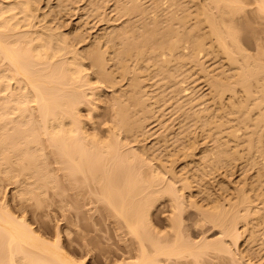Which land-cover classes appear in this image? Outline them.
<instances>
[{
    "label": "bare ground",
    "instance_id": "obj_1",
    "mask_svg": "<svg viewBox=\"0 0 264 264\" xmlns=\"http://www.w3.org/2000/svg\"><path fill=\"white\" fill-rule=\"evenodd\" d=\"M24 1L25 0H22V2H21V0H20V2H19V0H17V1H15V0L14 1L13 0H0V172L1 173L6 172L5 175H9L10 173H7V172H9V171L11 172L13 170V173H14L15 171L18 170V168L16 166H19L20 170L18 172L20 173V171H21V173L24 172V174H25L23 176L22 175L23 173L22 174L20 173V175L23 177V179L26 176L24 181L21 180L22 177L19 178L20 181H22L21 183L25 182V185L24 184H22V185H24L25 188H26L25 189L24 186L23 187L21 186V189L22 188L23 189L19 190V192L20 191L21 192L20 193L18 192V194H16L19 197V198L16 197L17 199H19V201H18L19 207L15 208V207H11L10 206L11 207L10 208V207L7 206V204H5V203L1 204L0 203V264H89L91 262L90 261L91 258L96 256V255L93 254V251H92L94 249L88 247L89 241L87 240V241L83 242V239L85 237L84 238L82 237L83 238L82 239L83 243L80 242V245H81L80 247L79 246L77 247L75 244L73 245L74 247H72V246L70 247V245L67 246V244L65 243V240L62 239V235H61V231L60 230H58L56 232V238L52 239V235L53 234L50 233L47 230L48 228L47 229L46 228L41 229V228L38 227V229H36L35 227H32L31 224H29V222L27 220L28 218H26L27 214H23L22 217H20L21 215L19 214L20 215L19 216L16 213V212H19V211L21 212L22 209H24V211L27 210L28 207L25 209L26 206L21 201V200H23L25 195L27 196L28 193H30V194L33 193V195H31V196L35 195V196H37L38 199H40V197H38V196L42 195V193L44 194V192L47 189L45 186H48V183L44 182L46 180V178H44V177H47L45 175L47 171L44 172L45 171L44 169H45L46 166L43 167V163H41L42 162L41 161V159H42V157H41L42 153L41 152H43L42 150H44V149H42V147L45 146V149H46L47 148L46 147L47 143L53 149L52 150L51 147H50V149H51L50 151H53L55 153V154L54 153L53 154L57 155L56 157L58 158L60 163H62V164H60V163L59 164L61 166L63 165L62 167L64 168V171L67 172V174L72 178V181L74 183L78 182L81 179H83L84 183L88 182L87 180L88 179L90 180V177L95 182L98 183L99 186L96 185V189L98 190L97 187H99V190L97 191L94 188L96 190V191H94L95 195L96 196H97V194L99 195L98 196V200L102 199L101 200L102 202L104 200V204L105 205H106V202H107L108 205H106V206H109V209L112 208L114 210V211L110 210V212H112L113 214L116 213L119 216V218L121 216L120 219L121 220L124 219L126 224L124 222L123 223L126 225V227H128V230L133 234V236L135 235V240L137 238L136 242H138V244H139V246H138L139 249L137 250V251H139L138 252L139 255L138 254L136 255V253H135V256L137 258H135L133 260L130 259L129 261H127L128 258L125 257L126 260L124 258V262L121 261V262H119V264H182L183 263L182 260H184V258H185L184 261H185V264H186V263H189V261H186V259H188L189 256H193L194 257V258H189L190 262L193 259H197L198 260L197 263L194 262V264L195 263L198 264L200 256L202 257V255L203 256H204V254L206 255V253H208L209 250H210L209 251L210 253H212V251H213V254L215 255L214 258H217V257L219 258V256L222 253H224V252L225 253H224L223 257L225 258L227 256L225 254L228 253V255L229 254L233 255L234 251L237 252L236 249H240L241 250L240 246L242 244L239 245V246L237 244L240 241L242 243V240H240V238H242V236H244L246 229L248 231L250 229V231H251V230L255 229V226H257V229H259L260 228L259 226L264 224V196H263L264 195V192H263L264 191V184L262 183V182H264V166L262 167L263 164L260 163V165L262 164L260 166L259 162H256L257 163L256 164L255 161L254 162L252 161L254 164L251 163V166L252 165H255V166L259 165L260 168H261V169L258 168L259 166L256 167V168H258L260 170L257 169L258 172L256 170V172H257L256 174L258 175V178L255 175L257 179H255V178L254 179H255V182H258L256 184H259V186H260V183H261V184H263V187L260 188L262 185L259 187L257 185L255 186V184L253 185V183L251 185L252 189H253L254 186L257 188V190H255L256 188L254 189L255 193L253 191V195L255 194V196H257L258 198L255 197V196L252 197V195H251L252 194L251 193L252 190H250V192H249V189H251V188H249V186H248L249 189H247V188L242 189L241 188V187H243V185H244V187H246L247 185L251 184L252 181H250V179L247 176V178L249 179L250 182H249V184L247 183V185L245 186V182L246 181L244 180V178L248 174H244L245 177L242 179V180H244V183L240 182V183H243V185L242 184H239V185L237 184V186H236V187L241 186L240 187L241 189L238 188L239 189V191H238V189L236 188L237 190L234 191V192H237V191L239 192L238 193L239 195H237V193H234L235 196H236L235 199H236L237 202L235 201L236 203H234V202L231 201L233 204H231L229 206H228V204L225 203L227 205L226 207H230L231 206L229 209L223 207V206H225L224 204H223V206L221 208V205L217 204V202H220V199H219V201L215 202L214 200H216L217 196L215 197L213 194L212 195L215 197V199H213V201L215 203L212 201L213 196H211V192H210L211 189L209 190L210 196L209 195L205 196L203 194L204 197H207V196L209 198L212 197V198H210L212 202L207 200V203L208 202L212 203V205L216 204V205L212 206L215 209L212 208L213 210H211V208L208 207L210 204H206L205 203L206 206L208 205L207 207L210 210L209 213L211 212L212 214L213 213L214 214L213 215H210V214L209 215L208 214L205 215L204 214V215L206 216V218L209 217V219L211 221L213 220L212 222L215 223L214 224L215 226L217 225L218 228L220 227L219 229H220L222 234H221V238H219V241H217V239L213 240L214 242L212 240H210V241L207 240L206 241V238H205L204 242L201 241L202 243L200 242V244L197 242L199 244V246L198 245L196 246V244H197L196 242L193 244L192 242H188L187 240H184L182 238V234L180 233L181 232L180 231V227H181V221H182V219L180 220V217H182V216L181 215L178 216L177 214H175V212H176L175 210H176V208H178L179 205L175 206L174 205L175 203H173L175 201L174 198H177L176 200H179V199H181V196H183V195L182 194H178V192H176L179 188L176 186L178 189L177 188H176L177 190L175 189V184L176 183H174L173 180H172V182H169V183H171L170 185H168L169 183L166 184V181H165V184H164L165 187L161 186V185H163L162 181H164L165 179L164 180L160 179L161 178L160 176H163V175H162V172L160 173L161 170H159L157 168V167H159L157 165L161 162V161H159V159L160 160H162V159L161 158L158 159L156 157L158 159L157 160L154 157L155 160H157V162H158V164L156 165V168H155L154 165L156 163L153 166L150 165L151 163H149L148 166H147V165H145L147 160L145 162V159H143V157H142V155L140 153H138L139 157H138L137 154H134V150L136 151L135 153H137V151H139V149H137V150L133 149L132 150V149L126 147L127 150L133 151V154H129L128 151L126 153L125 151H123L121 149L122 148L121 146H124L123 144H125L124 143L125 137L124 136L123 137H119V136L122 135V134L126 136V134L122 133V132H128L131 129L130 131H132V132H128V134L129 133H130V135H131V133L133 134L134 126L137 124L136 125L137 128L142 127V122L146 121L147 116H148V115L146 116V114H149V112L151 113L154 110L153 108H152L153 110L150 109L151 107L148 106L149 110H151V111L148 112L147 111L148 108H147V106H145L146 102L143 105V101L142 100H144L145 98L147 100V95H149V94L145 93L146 96L143 98V96L145 94H143V95H141V94L143 92H146V91L143 90L140 87L141 83L137 82V84L140 85V86H136V89H135L134 88L135 85H132L135 90L134 89L133 90L130 89V88H132V86H131L129 88V90H127V94H126L127 96L125 95L127 97V99H126V97H125L126 100L123 99V101L125 100L127 102L128 98H129V95L131 94L130 96H132V94L134 92L136 95L135 96L133 95L132 98L129 99L130 101L133 99L134 102L133 101H131V102L128 101L129 103H127V104H130V103L133 102L134 104H136V106H135L136 108H138L139 105H141V106L143 105L142 107H143L144 111L141 108V112H148V113H145V114L141 113L139 111L140 108L138 109L139 112L137 111L138 113H134L137 110L134 107V104H132V107L130 106L131 104L129 105L130 108H131L130 109L128 107V105L125 102H122L121 100H120V102L116 100L117 102L115 101L116 103L115 104L113 103L114 106H115V110H116V111H114L115 112L114 113L115 119H113V120H115V122H114V126L112 125L113 127H111V130L109 129L110 130L109 132L110 133L112 132V134L109 133L112 137L111 138L109 137L107 139L108 140L107 142H104L103 139H101L103 141H101L100 139L98 140V136H96V135H94L95 136L94 137L90 133L87 134V132L84 130V127L82 125L83 120H82V117H81V107L84 104H87V103L92 101V99H91L92 92L91 93L88 92L89 90L92 91V89H93V88H91V86H89L90 80H88L87 77L83 75L82 69L78 66V64H76L75 61H74L75 62L74 63V62H72L70 60L71 57H69V55L64 56L65 54L62 52L63 50L61 49L62 45L64 44V41L62 40L63 43L61 41V37L62 36L59 35L60 36V41L62 43L61 48H60V44H61L60 41H59V47H57L58 46V45H56L57 41L55 40V36L58 35V34L53 32V35L56 34L55 36H53L51 34L52 30H51V32H49V30H48L49 33L46 32L47 30L44 32L43 30L46 28V26L44 28V25L42 27V31L41 32L37 28H35V29L33 28L35 26L38 27L40 25L37 26V24H35V26H34L33 25L34 23L32 24V22L34 20V19H32V17H36L34 14L32 15L31 14L32 12L30 11V10H32L31 7L33 8L32 3H30L29 0L28 1L26 0L28 2L27 3L25 1L27 3L26 4V3H24ZM93 1L94 0H92L91 3ZM154 1H155V3H153V5L155 7H159L160 4L158 6H156V4L159 1H161V3H163V0H159L158 2L156 0H154ZM178 1L179 2H183L184 1V3H185V0H183V1L182 0L181 1L178 0ZM188 1L189 2L188 3L186 2V5L187 4L191 5L190 4V3H192L191 1L194 2V0H191V1L188 0ZM199 1H200V3H199ZM205 1H207L206 3H208V0H205ZM209 1L213 2V4H214V2H216V4H214V5H218V6H216L217 9H215L216 7L214 5L212 6V7H215L214 8L215 12L217 10V13H219L218 15L215 12H213L214 10H212L211 12H212V14L213 13H215V14L211 15V13H209V11H208V8H207L206 4H205L206 7H203V5H204L203 1H202L203 5H201L202 4L201 0H198L196 2V4L199 3L201 6H197L196 4L194 5V8H196V6L199 7L198 9L202 8V10L197 12L198 17L195 16V14H196L195 12H189L190 14L188 13V10L190 11L189 8H186L188 5L185 7V4H180L179 3V5H182V6L185 7L184 8V7L180 6V7H182V9L184 8L183 11L185 10V12H186V10H187V13L179 15V16H183L182 19L184 20V22H183V20L179 19L180 21H182L181 24L183 25V28L186 27L187 25H189V26L191 24L194 25L195 24V20L197 21L194 26L192 25V26H190V28H186V29H188L187 31H186V29H184L186 31L187 35H186V33H185V31L183 29H181L182 31L181 30H178V31L176 30V29H180L181 28L180 26H178V23H180V22H177V24H176L179 28L175 29L176 25H174V24L178 20V19H175V18H177V17L179 18L178 15H176V17H174L173 20H172V18H173L172 16H175L174 13L166 15V17L168 15L171 17V18L168 17L169 20L167 19L168 22L169 21L171 22V23L169 22L171 25L170 24L166 25V22H163L164 19L161 21L162 17L160 18L157 15L155 16L157 18V22L156 23H158L160 21L159 25L161 23V26H163L164 28H165V26H166V28L169 27L168 28L169 30L166 29V28H165L166 30H163L164 28L162 27L163 29H161V30H162V32L165 31L164 34L161 32V30H158L157 32H161L159 35H161L163 37H164V35H166L169 38V37H171V35L169 33H171V32L173 33L172 34V36L174 35L172 37L173 39L172 38L168 39L169 41L171 39L173 40L172 44H171V42L168 43L171 46H169V45L166 46V41H168L167 39H165L166 36L164 37V40H163V37L161 38V36H160V38L162 39V40H160L157 37V35H156L157 32H154L155 35L153 34V30L156 31L155 28H157L159 26V25L157 26L156 23L154 22V21H156V19L154 21H152V22L155 23V25L157 27L154 24H153V26L150 23L147 24V19L148 18L146 19V17H144L143 13H142L143 16L141 14H139V15H141V21L139 20V22H142V18H143V20L145 19L144 20L145 24L149 28L151 26L154 27V28H152V27H151V29H149L148 27L146 28V26L143 24L144 25L143 27H145L144 30L147 29L144 32V34L145 33H147V34L146 35L143 34L142 36H140V34L142 32L141 29H143L142 24H140L141 25L140 28H138L139 25L136 26L138 28V29L136 28L137 30H135L136 33H135V31H132L135 34H133V33L128 31V29H127L129 27V25H128V27L126 26L127 28H125V30L127 29L126 30L127 31L126 32V36L128 34V36L130 38H127V40L128 41L134 40L137 43L136 40H138L140 37L142 39V37L144 36L143 38H145L144 40H146V42L151 41V42H149L150 44L147 43V45L148 44L151 45L155 41L150 40L149 36L147 37V35L150 34V36H151L153 34L151 39L156 40L158 38L161 41V42L159 41L160 44H162L164 42L163 44L166 46V48L167 49L169 48V50L171 51L170 53L174 54V58H173V60H171L173 55L170 54L169 59H167V60H170V61H167L166 59H164L166 57L168 58V56H166L167 53H168V50L165 47H162L163 44L159 46V44H157L158 43V39H157L156 40L157 43H155L157 49L155 48L154 51L156 53H157V51H160L158 53L164 52L163 56H165V57L159 59L162 55L158 57L159 54L158 55L156 54L157 55L156 58H158L159 62H161V61L163 62L164 60L167 61V62H165V61L163 62L165 64V66L163 65V63L161 64V63L158 62L159 65H163L165 68L164 67L162 68V67L158 66V63H157V66L159 68L155 66L156 68H154V70L155 71L157 70L156 72L158 74L161 69H163V70L165 69V71H166V69H167V71H168V69H170V71H168L170 73H168L167 71H166V73L161 71L162 72L161 74H164V75L165 74H167V75L169 74L170 78L167 76V79L169 78L170 80L174 76L176 77L177 73H175L176 75L173 74V73L175 71L177 72L181 68L180 65L181 66L183 65V67L185 66L184 64H186V63H183V61L187 62L189 60H192V61L193 60L194 61L201 60V59H199L200 57L197 59V56H199L200 54L205 53V51H207L206 45L209 46V47L211 46L210 48H212L215 45L214 47L218 48V49L215 48V49H217V51L215 53H217L218 51H221L222 53L219 52V55L220 54H225L224 56L225 57L227 56L229 60L227 58H225L223 55H222V57H224L226 59V61H231L230 67L231 66L233 67L235 65H236L235 67H237L238 66L237 64H239V67H237L239 69L235 68L237 70V74H238L237 77L234 75L236 77V79H235L234 76H232V73L230 75V76L233 77V78H231V77L230 78L233 79V80L235 79V81H233V80L229 81L230 78H228V76H227V78L224 81V85H223L222 81H221L222 83L219 81V80H221V78H220L221 75L216 73L215 76H214V73H212L213 75H211V73H210L211 77L213 78L212 79L213 82H212L210 80L211 77L208 75L209 72L205 73L203 71L206 74V76H205V74L203 72H202V74L204 75V77H207V75H208V78H209L208 84H209V82H212L210 84H212L215 87V89H214L212 87V85H211V89H214L215 92H218V95L220 93L218 103H220L221 105L218 104L217 102L216 103H217V106H219V107L222 106V107H220V109L222 110V113H223V114L220 113V115L222 116L221 118L224 117L225 118V120L223 119L224 121H227V120L229 121L231 118L227 119V117H228L227 115L231 114V115H233V119H234V120H231L232 121L231 123H234V122L236 123L237 122V124H238V125L234 124V125L238 126V127L235 126L236 130H233V128H232L233 125L232 126L230 125L231 128H232L230 130V126L228 125L230 132L228 130H226V128H223L229 134H227L226 131L222 129L225 132V134L227 135V138L230 139V136H231V138L233 140L235 139L236 141L235 140L234 141H235V145L237 147H238V143H237L238 141H239V146H241V144L244 143L245 144V149L247 150V152H251L250 150H252L253 147H255V143H254L255 139H252V136H250L251 138L248 136L250 138V142H246V140H245L246 143L243 142V141H241L242 142L241 143L240 142L241 138L239 137L238 133H236V132L240 131V128H241L239 126V125H241L240 122H243L242 125H245L246 120L249 118L250 122H256L255 124L253 123V125H255L253 127L256 128L255 129L256 131L259 130V129H257L258 128L257 126H259V127L261 126L262 127V129H263V130H261L262 133L258 132V133H260V135L259 134H257V135L255 134V135H256V137L258 135H259L258 137H260V138L257 137L259 139V140L258 139L256 140L257 145H259V144L261 145L262 142H263L262 140H263V137H264V132H263L264 131V127L262 125H264V108H263L264 107V65L262 66L260 64V62L258 63V61L256 60V62L255 61H254V63L252 62L251 66H250V64L247 66L246 64H248V63L246 62L245 59L247 57H248L247 61H249L250 59L251 60H253V59H252V57L250 58L249 55L246 52L245 53L248 56L245 55L244 52L241 53V51H243V49L240 47V44L239 45L237 44V42H238L237 39L240 40V38H238L237 36L239 35V37H240V34H238L237 31L235 32V29H237V27L235 28L236 25H233L234 27L232 26L231 28H226V27H228V25L230 23L229 20L232 19L231 17H233V18L234 17L236 18L237 16L239 17L240 14L243 12V10H244L243 13L246 12L247 8H246V6H244L243 2L240 1V0H209ZM130 2H131V0H130ZM133 2H135V1L132 0L131 3L133 4ZM174 2H175V0H173V3ZM29 3L31 4V7H30ZM176 3L178 4V2H175V4ZM132 4H130V5H132ZM137 4H139V3L137 2ZM257 4L258 5L256 6V9H257L256 11L260 14V16L264 17V0H258ZM127 5L130 7L129 3ZM134 5H136V2L134 3ZM135 7H136L135 9H137V7H138L139 11L140 10L142 11V9H143V8L141 9L140 5H137ZM188 7H190V6H188ZM128 9L129 8L127 7V11H128ZM198 9H197V11H198ZM130 10H131V8H130ZM191 11H192V9H191ZM34 12H35V10H34ZM188 14L190 16L189 18H188ZM227 15H228V17H227ZM229 15H231L230 18H229ZM192 16H195L194 17L195 20L192 19L193 18ZM224 16H226V18H229V20L226 21L225 20L226 18H223ZM149 17L151 18V16H149ZM150 18L148 19V22H151ZM153 18L154 17H152V19ZM222 18H223L224 21L222 20ZM31 19H32V22H31ZM139 19H140V17H139ZM158 19H160V20H158ZM189 19H190V21H192L191 24L189 22ZM233 20H231L232 21L230 23L231 25L233 23ZM172 21H174L173 24H172ZM185 21H187V22H185ZM202 22L205 23V24H203V26L206 25L207 28L205 26H204V28L207 29V30H205L203 28ZM185 23L187 24L186 26L184 25ZM162 24H164V25H162ZM134 25H135V23H134ZM223 25L224 26L226 25V26L224 27ZM27 26L29 28L30 27L33 28L34 36L30 37L31 36V34H30L31 30H30V33H28L29 32L28 30H24V29H29ZM130 26H131V28L129 27V30H134L135 29V26H133V25H130ZM170 26H171V28H170ZM221 27L223 29L225 28L226 31L224 32ZM22 28H24V29L22 30ZM32 28H30V29H32ZM159 28H157V29H159ZM48 29H50V27ZM139 30L141 31L139 33L140 37L136 35ZM149 30H151L152 32L150 31V33H148ZM167 30L169 31V33H168ZM123 31H124V29H123ZM115 32L116 31H114V33ZM117 33H118V31H117ZM129 33L132 36L136 35L137 37L136 36H133V37L138 38V39L135 40V38H131L132 36H130ZM28 34H30V36ZM183 35H185L186 37L188 36V37L186 38ZM59 36H57V39H59ZM114 36H115V34H114ZM126 36H124V37H126ZM115 38H117V36H115ZM146 38H148V39H146ZM208 38L211 39V41H213L212 43H214V44H212L210 41H209V45L206 44V40ZM62 39H63V37H62ZM64 40L66 41L67 39H64ZM125 40H126V38H124V41L122 42L123 45H124V42H127ZM144 40H142L143 41L142 44L144 43L143 45H146ZM208 40H207V43H208ZM114 41H115V39L113 38L112 42L114 43ZM134 41H133L134 45L132 43L130 45H131V48L134 51H136V47L140 46V44L139 43L135 44ZM66 42H69V41L67 40ZM185 42L188 43V45H189L188 47L190 48L189 50H191V51L187 50L188 47L187 48L184 47L183 43H185ZM239 43H240V41H239ZM70 45L71 44H69V46L64 45L63 48H64V52L66 54L71 52V55H72V52H74L75 49L72 48L73 51H71L70 47H72V46H70ZM115 45H116V43H115ZM126 45L128 46V43ZM130 45L128 47H130ZM135 45H137V46L135 47ZM147 45H146V47L143 46V48L145 47L147 49V47H148ZM152 45H151V48H152ZM65 46L67 47V50H69V48H70V50L69 51H65V48H66ZM133 46H134V48H133ZM238 46H239V48H238ZM112 47H114V45H112ZM125 47L126 46H124V48ZM182 47H184V49H186L185 51H188V52H185ZM137 48H139V47H137ZM141 48L142 47L140 46V49ZM126 49H129V48H125V50L123 49L125 54H123L124 52L121 53V54L124 55L122 57L124 59H125V56L128 57V59H129V56L131 54H133L132 58H135V59H136L135 55L137 56V54H139L138 56H140V54L143 56V54H142L143 49H141V50L137 49L138 52H134L135 55H134V53H130L131 50L129 51V50H126ZM163 49H166L167 51H165V50L163 51ZM149 50H150V48H149ZM179 50L180 51L183 50L187 55H184L185 53L183 51L180 52V53H183V55L178 54ZM150 51L152 52V50H150ZM212 51H214V49H212L210 52H212ZM144 52H145V50H144ZM147 52L144 53V55L146 54V56L149 55V57L151 56L152 58H155L152 55L153 53L150 55ZM237 52H238V54H240V53H241V55L243 54V56L246 57V58L242 59V56L238 55ZM212 53L214 54V52H212ZM234 53L237 54V58L235 57ZM142 56H140V58ZM238 56H239V58H238ZM216 57H218V55ZM220 57H221V55H220ZM113 58L114 57H112V59ZM140 58H139V61L136 60L138 62V64L136 63L137 65L135 64L136 65V66L134 65L135 67L140 66V65L142 66V64L145 62V61L144 62L142 61L143 63H141L140 60H142L144 57L141 58V59ZM192 58H194V59H192ZM201 58H202V56H201ZM240 58L243 60V62L245 61L244 64H243V62H242V60ZM124 59H122V60H124ZM236 59L237 60L240 59L241 62H242L241 64L244 65V67L245 66L246 67L245 68L242 67V65L239 63L240 61L239 60L237 61ZM202 60H203V58H202ZM97 61H100L99 62L100 63L99 64L100 68H102L104 70L103 72L106 73L105 77L104 76L103 77L104 78H108V79L112 78L113 76L111 77L112 74H110L112 72H110V71H109L110 73L106 72V68L105 67H107L106 66L107 64L106 65L103 64L102 56H98ZM127 61L128 60H126V61L124 60L123 61V62H126V67L127 68L125 67V64L123 62H122V64L120 63L122 65L120 68L121 69L124 68L122 71L126 70L125 74H127L129 72L128 69L130 68V67L128 68V66H127ZM173 61L178 62V63H180L182 61V63L179 66H178V63H177V65L173 64L172 67H173V69L176 68V70L173 71V69H172V71H173V73H172L171 72V65H172V63H174ZM250 61H249V63H251ZM118 62H119V60H118ZM139 62H140V64H139ZM201 62L204 64L203 61H201ZM201 62H198L199 66L201 65ZM78 63H79V61H78ZM193 63H195V62H193ZM255 63H258L259 65L255 64ZM190 64H191V62H190ZM228 64H230V62H228ZM253 64H254V67H256V68L253 67ZM193 65H195V64H193ZM174 66H176V67H174ZM257 66H259V67H257ZM134 68L131 67L130 69L134 70ZM140 68L141 67H139L138 69L136 68L137 70H134L133 74L137 75V72L141 73ZM199 68H200V70L197 68V71H201V69L202 70H204V69L206 70L207 67L205 66V68H204V67L201 66ZM233 68H231V69L234 72L233 74H235L236 71H234L235 69H233ZM111 69H113V68H110V69L108 68V70H111ZM121 69H120V71H121ZM262 69H263V71H262ZM131 70H130V72H132ZM183 70L178 71V75H177L176 79L180 77L181 73L187 71L186 69H185V71H183ZM121 72H120V75L121 74L125 75V74H123L124 72L123 73H121ZM206 72H207V70H206ZM161 74H159V76H162ZM102 75H104V74H102ZM183 75H184V73L181 74V76H183ZM187 75L184 76L186 78V80H181L182 77L180 78V81H181L180 83L183 84V83H185V81L187 82V77H186ZM216 75H219L220 77H218ZM134 77H135V75H133V79H137L136 78L137 76L135 78ZM163 77H165V80H164L165 83H166V81H169V83L172 82L171 83L172 84L171 90H172L173 86H174V81H172V80L170 81L169 79L167 80L166 79V75L163 76ZM163 77H161V80L163 79ZM175 77H174L173 80H176ZM184 77L182 79H184ZM100 78H102V76ZM206 79L207 78H205V80ZM11 80L12 81L14 80L15 83H16V81H18L17 83L20 82L19 83L20 85L18 84V87L15 85L16 88H14V87L12 88L11 87ZM177 80L179 81V79H177ZM101 81L103 82L105 80L102 79ZM228 82L229 83L231 82V85ZM21 83H23L24 85L21 86ZM135 83L133 82L131 84H135ZM175 83H177V81ZM232 83H233V85L235 83V87L232 85ZM177 85L181 86L179 83L176 84V86ZM13 86H14V84H13ZM176 86H174V90L177 91V92L175 93L173 91V93L172 92L169 93V94H174L173 96H171L172 98L177 93L179 94L178 91L181 90L180 88L182 87L181 86L180 88H178V90H176ZM255 86L258 87V92L257 93H259V96H257V100L254 99L256 97V95L255 96L253 95L254 98L253 97L251 98V96H249L252 93L251 91H252V89H254ZM137 87H139V88H137ZM237 87L238 88L243 87V94H245L244 97L247 96L250 99H253V101H252V102H254V104L252 103L253 106L251 104V107L253 108V110L256 111V108H258V107L261 108L263 106L262 107L263 110L261 109L262 111L261 110L259 111L261 113H260V115H257L258 117L255 119V121L253 120L255 118L254 116L256 115L255 111L253 112L255 115L251 116L250 114L252 113L253 110L252 109H248L249 107H247V106L249 104L248 105L246 104V102H248V103L251 102V101H249L250 100L249 98L248 99H247V97H246V99L245 98H241L244 103L243 102L241 103L239 101L240 98L238 99V101H236L237 100L236 96L238 95V94L236 95V93L234 94V96H232V97H235L234 100L236 99L235 100L236 102H234V100H231L233 98L230 96V94H229L230 97L228 96V98H227V99L231 100V101L228 100L229 103L224 98V97H226V96H224L226 94V93L224 94L225 90H226L225 92H227V93L229 92L228 90H230L229 93H231V91L235 92L236 91L235 88H237ZM251 87H252V89H250ZM137 89H139V90L141 89L142 90V91H139L140 94L136 93V92H138ZM186 89L188 90V88H185L184 90H186ZM214 90L213 91L211 90V92H214ZM241 90H242V88L239 89L237 92H242ZM245 90L247 92H251V93H247ZM128 91H130V93ZM220 91H223V94H221ZM256 91H257V89H256ZM254 92H253V94H254ZM233 93H232V95H233ZM124 94H125V92H124ZM124 94L122 93V94H119V95H121V97L123 95V97H124ZM137 94H138V96H137ZM158 94L160 95V97L162 96L163 98L161 97L162 98L161 99V98H159L158 95L155 94L156 96H158V98L155 97V99H154V97H153L154 101H157L156 99H158V100L161 99V101L163 99L165 100V98H164L165 95L163 96L162 93H160V92ZM119 95H117V97H115V98L116 99H120L121 97H119ZM213 95L214 94H212L211 99L214 98ZM94 96H96V95H94ZM140 96H142V98H140ZM199 96L197 97V99L199 98ZM215 97H218V96H215ZM148 98H149V96H148ZM202 98H203V96H202ZM202 98L200 97V99H202ZM174 99H176V98L174 97ZM194 99L196 100L195 97H194ZM200 99H198V100L201 101ZM204 99L208 100V97L205 96ZM204 99H202V102H204ZM146 100H144V101H146ZM179 100H180V98H179ZM179 100L176 99L177 102ZM245 100H246V102H245ZM32 102L35 103L34 106H32L30 104ZM157 102L160 104L159 101H157ZM181 102H183V101H181ZM181 102H180V104H181ZM184 102H186V101H184ZM184 102L182 103V105H187V103L184 104ZM237 102H239V104ZM117 103L119 104L118 107H117ZM193 104H191V105H193ZM227 104H229L228 105L229 109L227 107ZM144 106L147 108L146 111H145ZM214 106H215L214 104L210 105V109L212 107L214 108ZM255 106H256V108H255ZM116 107H117V109H116ZM181 107L182 106H180L179 108L181 109ZM219 107H216V108L219 109ZM132 108H133V110H132ZM182 108H184V107H182ZM191 108H192L193 112H196L195 115H192L193 113L191 111ZM194 108L195 107H190L189 106L186 111L188 112V109H189L191 114H190V112L187 113V114L191 115V116H196V120H197V116L200 117L199 115H202L203 116L202 117L203 120H200L201 117L198 118V120H200L202 122L204 121L203 124H201V125H203V127L205 126L207 128L205 120H204V117L205 116L207 117V115H209V114H211V118L207 119L208 117L207 118L205 117L206 122L208 123L207 124L208 128H209V125L211 126L213 124V122L211 123V119H212V121H217V122L221 121L220 117H217V115L215 116V114L218 113L217 111H215L216 108H215V110L213 112V113L216 112L215 114H213L215 118L217 117L216 120H215V118H213V115H212V111L213 110L212 109L210 111L211 113H209L210 109L208 110L207 107H204L203 109L201 108L202 112H201V109H199L200 111H198L196 108H195V111H194ZM259 108H258V110H259ZM31 109L32 110L35 109L36 110V114H34ZM92 110H93V107H92ZM258 110H257L256 113L259 114ZM249 111H251L250 114H248ZM139 113H141V114H139ZM202 113H204L205 115H203ZM136 114H137V116L141 115V117L142 118L144 117V119L140 120L139 119L140 116L137 118ZM143 114H144V116H143ZM153 114H155V112ZM191 116H189L190 119H192ZM249 116L252 117L251 118L252 120L250 119ZM229 117H231V116H229ZM218 118H220V119H218ZM236 119H238V121ZM192 120H195V119H192ZM218 120H220V121H218ZM195 121H194L195 125L193 124V126H191V125L189 126V127H191L190 130H192V127H193L192 131H194V127L197 124L199 126V123H196ZM209 121H210V123H209ZM221 123H219V124H221ZM231 123H226L225 122L226 125L227 124H231ZM219 124H215L214 123L212 125V127L213 126L217 127V125L220 126ZM139 125H141V126H139ZM221 125H224V124L222 123ZM226 125H225V127H228ZM199 127H201V126H199ZM196 128H195V130H196ZM206 128L203 129L204 131L202 133H207V134H204L205 135L204 137L205 138L207 137L206 139H208L211 136V135H209V133L210 134L212 133V131L210 129L213 130V129H216V128H214V127L211 128L210 127L209 130L211 132H209V131L205 132ZM208 128H207V130H208ZM217 128L219 129L221 127H217ZM237 128H239V130ZM187 130H185V131H187ZM254 131H252V132H254ZM187 132L189 134H192V135H193V133L195 134V132L191 133V131L189 132V130ZM214 132L217 133L216 131H214ZM252 134L253 133H250V135H252ZM89 135H91V136H89ZM206 135H208V136H206ZM237 135H238V137L240 139L237 137ZM247 135L245 136V139H246ZM113 136H114V138H117V139H114ZM89 137H90V140H89ZM216 137H218V138L222 137L223 138V136H221V137L216 136ZM41 138H42V140H43V138H45V140L47 142L46 143L43 140L45 142V145L43 144V146H42V144L40 145L41 142L44 143L43 141H41ZM94 138L96 140H94ZM123 138H124V140H122ZM196 138H194V139L196 140ZM198 138H200V137H198ZM218 138H216L217 142L219 140ZM109 139H111V141H113L112 139H114V142L112 143ZM192 139H189V140H191L189 143L190 144H196L195 145L196 147L195 146L193 147V145H190L188 142L185 144L186 146L184 145V147H187V150H188L189 147L187 146V144H189L190 147H191L190 151H192L191 149H193L192 152H194L195 151L194 149L197 150V146H198L197 144H198V142L201 139L197 140L198 141V142L196 141L197 143L196 142L195 143H191L194 140V139L193 140ZM229 139L223 140V142L225 141L224 145L221 143L222 139L219 140V141H221L220 142L221 144L219 143L220 144L219 145L217 143V148L221 147L220 150L219 149L214 150L216 147H209V148H212V150H214L213 151L214 153L218 152L215 155L216 157L218 156V158L213 156V152H210L211 149H206L205 151H207V152L209 151L211 153V154L210 153L209 154L212 155V158L209 157L210 156L209 154H208L209 156L206 153H204V155L206 154L207 156L203 155L205 158L208 157V158H206V159H209V160H207V161H209L208 163H207V161H206V159L204 157L203 158L205 160L202 157H200V159H202V160H200V162L202 163L203 166L209 164V165H207L205 167L206 169H207V167L209 168V166H212V164L215 165V166H212L213 167L212 169H210L211 168L210 167L209 168L210 170L208 169V171H211V170L213 171L214 167H216L219 162H221V164L220 163L219 164H220V166L222 165V167H223V165L229 164L231 161L234 162L235 160L233 161L232 160L233 158L236 159V162H234L235 164H237V160H240V159H241L240 161L242 162V158H244V157H242V155H240V152L238 154L237 151H240V150H237V148H235V149H232V147L230 148V146H234V145H231L230 143H227L229 141ZM243 139H244V137L241 140H243ZM97 140H98V142L95 143ZM116 140H119V141L121 140V143H122V141H123V143L121 144V143H119V141H116ZM247 140H249V139H247ZM87 141H90L92 143L94 141L95 144L93 143L94 144L93 145L92 143L88 142V143H90L92 145V146H90L87 143ZM263 144H262L263 149L261 148L262 147L261 146L260 148L262 150L260 149L261 150L260 151L257 148V151L259 150V152H262L264 154V145ZM38 145H40L41 147H39ZM125 145H127V144H125ZM246 145H248V146H246ZM257 145H256V147H257ZM140 147L142 149H144L141 145H140ZM177 147L179 148V151H181L180 149H182L183 146L182 147L181 146L180 147L176 146V148ZM184 147H183L184 150H182V151H184L185 153L182 152V156L184 154L188 153L186 148H184ZM206 147H208V146H206ZM246 147L248 149H250V150H248ZM146 149H144L142 151H146ZM231 149L234 150V151H232ZM254 149H256V148H254ZM254 149H253V151H254ZM200 150H199V152H200ZM39 151H41V152H39ZM202 151H204V150L202 149ZM199 152H197V153L199 154ZM175 153L177 154V156L175 155ZM175 153H173L174 155L171 154V157L176 156V158H177L178 157V153H179V155H181L180 154L181 152H178V151L176 152L175 151ZM262 153H260V154H262ZM190 154H192V153H189V154H187V156H185V155L184 156L187 158V157H189ZM198 154H196V155H198ZM136 156L138 157V159L140 157H142V160L144 161V165L145 166L142 164L143 161H138L137 158H136V160H137L136 162L138 163V166L139 167H142V165L144 166V168L143 167L142 168L138 167L139 169H142V170H139L137 168V166L135 168V166L133 164L134 161H135V157ZM182 156H180V157H182ZM201 156H202V153H201ZM180 157H178V158H180ZM190 157L192 158L193 156H190ZM213 157L218 159V162H215L217 160H215ZM237 157H239L240 159H237ZM263 157H264V155H263ZM173 158H175V157H173ZM184 158L182 157V159H184ZM169 159H172V158H169ZM193 159L196 161V158L193 157ZM174 160L176 161L177 159H174ZM174 160L172 159V162ZM187 160L189 161V159H187ZM197 160H198L199 166H201L200 165L201 163L199 162V158ZM169 161H171V160H169ZM175 161L173 162V164L175 163ZM140 162H142V163H140ZM222 162H224V163L222 164ZM247 162H248V160H247ZM247 162H245V163H247ZM249 162H250V160H249ZM45 163H44V165H45ZM137 163H135V165ZM190 163L189 164L186 163L187 166H185L187 169L189 168L190 171H191V169L194 170V168H196L197 165H198V164H194V166L196 165L195 167H190L189 166ZM196 163H197V161H196ZM203 163H205V164H203ZM215 163H217V164H215ZM245 163H243V164L245 165ZM247 164H249L248 166H250V163H247ZM20 165L22 167H20ZM233 165L234 164H230L228 166L232 167ZM244 165H242V166H244ZM203 166H202L203 170H200L201 167H200V169L198 167V170H199L198 173H200V175L202 174V171L205 170ZM228 166L227 167L225 166V168L226 169L227 168L228 169L231 168V167H228ZM234 166H236V165H234ZM62 167H60V168H62ZM185 167H184V169H185ZM233 167L231 168V170L234 169ZM14 168H16L17 170L14 169ZM63 168L61 170H63ZM120 168L121 169L125 168V172L124 173L120 172V173H122L123 178L122 177L120 178L121 183L119 184L118 183L119 180H118L117 172H118V170ZM245 168H243V169H245ZM144 169H145V171L147 170L148 172L151 169V171H150L151 174H148V175H154V176H150L149 177L147 175V172L145 174L148 177L142 176V175H144V172H143ZM247 169L248 168L245 169V173H246ZM152 170H153V173H152ZM170 170L173 171L174 169H170ZM175 170H176V168H175ZM175 170H174L173 174L174 173L177 174L178 169L176 170L177 172H175ZM198 170H196V171H198ZM218 170H220V169L218 168ZM196 171L194 170L195 173H197ZM206 171L203 172L204 173L203 175L206 174L205 173ZM228 171H230V169ZM18 172L17 173L15 172L17 175L15 173H14L15 175L13 174L15 177L17 176L14 179H18V177L20 176ZM187 172H189V171H186V173ZM216 172H217V169H216ZM216 172L215 173L213 172V173L216 174ZM186 173H183V175L181 174L184 177H180V179L181 178H183V179H181V180L178 179L179 181H182V182H184V180H185L186 183L184 182L185 183L183 185L184 187L185 186H191L192 185L191 183H193V181L190 180V176H189V178L186 177ZM198 173L195 176L198 177ZM194 174H193V172H191V175H193V177H191V178L195 177ZM210 174H209V172H207L206 176L208 177V175H210ZM203 175H202V177H203ZM88 176H90V177L88 178ZM173 176H176V175H173ZM215 176L217 177V175H215ZM10 177H11V174H10ZM216 177H214V178H216ZM48 178H50V177H48ZM48 178H47V180H48ZM205 178L203 177L202 180H206ZM29 179H31V180H29ZM196 179L197 178L195 177V180ZM200 179L198 178L197 180L199 182H201L200 183L201 185L203 183H204V186L206 185V183L209 185V183H208L209 181L208 180H207V182L206 181L203 182L202 180L200 181ZM248 179H247V182H248ZM262 179H263V181H260ZM178 180L176 182H178ZM222 180H224V179H222ZM189 181H191L190 184H189ZM90 182H92V181H90ZM160 182H161V184H159ZM218 182L221 183L223 181H221V182L218 181ZM81 183L83 185L82 180H81ZM225 184H226L225 181H224V184L221 183L223 188L225 186H227L226 188L231 190L230 194L232 195L233 190L235 189V187L233 185H232L233 186L232 187L228 183L232 187V189H231V188L228 187V184L227 185H225ZM81 186H80V189H82ZM160 186L163 187L164 189L161 188ZM204 186H203V189L205 187H208L207 185L205 187ZM44 187L46 189H44ZM166 187L168 189H166ZM185 188H187V187H185ZM223 188H222V190L224 192V190H226V188H224V189ZM43 189L45 191H43ZM164 190H166V191L164 192ZM178 191H180V190H178ZM205 191H208V188H207V190L205 188ZM226 191L224 193H226ZM163 192L164 193L167 192V194L169 196H171L170 193H172V195H175V197L172 198L173 199V201H172L173 205L172 206L173 207L175 206L174 207L175 210L173 209L175 212L173 214H174V216H176L178 218L175 217L176 218L175 219L173 217V215L171 216V218H172L171 227L173 226L174 230H176L175 239L173 238L174 240H172V241H166L167 239H165V238H163L165 240H162L161 237H160L161 236L160 232H159V235H156L157 233H154L155 230L153 231L154 227H153V224H152L153 222L151 221L152 218H151V213L150 212L152 211V208L150 209V207H154V206H152V204H154V202L160 196L161 197L162 196H164V197L167 196V195L165 196L164 194L162 195ZM199 192H200V190H199ZM199 192H196V193L198 194ZM204 193H206V192H204ZM228 193H229V191H228ZM249 193H251V194H249ZM192 194H193V192H192ZM206 194H209V193H206ZM234 194H233V196H234ZM16 195H14V197ZM231 195L230 196L228 195V196L231 197ZM237 196L239 197L238 200H237ZM28 197L30 199V195ZM41 198H42V196H41ZM99 198H101V199H99ZM218 198H217V200H218ZM190 200H192L193 203H194V201L196 199L193 200L191 198ZM202 200L204 201L205 199L203 198ZM254 200L255 201H257V200L259 201V204H258L259 206L256 205V207H254L255 206V201ZM152 201H154V202H152ZM181 201L185 202V200H183V198H182V200L177 201V203H180ZM192 201H190V202H192ZM199 201L201 202V205H203L202 207H204L205 205L202 204L203 202L201 200H199ZM199 201L196 200L195 202L197 203ZM258 201H257V203H258ZM190 202H189V204H190ZM200 202H199V204H200ZM205 202H206V200H205ZM231 202L229 201V203H231ZM253 202H254V204H253ZM260 203H261V206H260ZM182 204H184V203H182ZM195 204H193V206L198 207V205H197L198 203L196 204L197 206ZM180 206H179V208H180ZM215 206H217L218 209ZM199 209H200V211H203L204 209H206V207H204L202 209L199 208ZM208 209H206L204 211L206 213H208L207 212ZM216 209L218 211H216ZM200 214L202 215L201 212H200ZM203 216H202V218H203ZM251 217L253 219H251V222H250V218ZM209 219H208V221H210ZM240 222H243V226H241L242 224L239 225ZM149 225H151L153 228L150 227ZM148 227H150L151 230ZM77 228L80 229V227H77ZM77 228H74L75 230L73 228H69L68 232L69 231L71 232L73 230L75 234L76 233L79 234L81 232V230H79ZM254 232L258 233L259 231H254ZM252 233L253 232L251 231L249 234H251V238H253L252 239L253 241L252 240L251 241L254 242L259 237V236L257 237V235H259V234L253 235L254 233L253 234ZM83 234H84V231L81 232V235L79 234L78 236H82ZM180 234H181V236H179ZM222 235L226 236L225 238L229 239L232 242V246L230 244V241H229L230 246L228 244V241H227V244H226V241L225 242L222 241V238L225 239L224 237H222ZM245 236H244V238H245ZM163 237H165V236H163ZM248 237H250V236H248ZM244 238H242L243 241L247 242L249 240V239L248 240L247 239L244 240ZM254 238H256V239L254 240ZM168 240H170V239H168ZM67 242H68V240H67ZM246 242H244L243 244H245ZM147 243H149L150 245H148ZM191 243L194 246H192ZM187 244H190V245H187ZM234 245H235V248H236V246H237V248L233 251V249L231 247H233ZM149 246H151L152 248L154 247V248L151 249V247H149ZM245 247H246V245H245ZM243 248H244V245H243L242 249ZM259 248H263V247L260 246ZM259 248H258V251L255 249L257 252H259V254L257 253L256 256L257 255L260 256L262 254V252H260L261 250L259 251ZM246 249H248V248H246ZM214 250H215V252H214ZM216 250L218 252H220L219 256L216 253L217 252ZM244 251L245 250L240 251V253L238 252L239 255H241L240 259H242L245 256L243 258V260H244L245 258L248 257L247 256L248 254L250 255L249 258L254 255V252L252 253L250 251L247 254V252H246L247 250L245 251L246 253ZM262 251H264V249ZM215 253L217 254V256H216ZM209 254H208V257L210 256ZM213 254H211V255L213 256ZM80 255H85V256H83L81 258ZM236 255H237V253L234 254L233 256L235 257ZM206 256L204 258L208 259V258H206ZM212 256H210V258ZM233 256H232V258L228 257V256L227 257L230 258L231 261H233L234 260ZM259 256H257V259L259 258ZM253 257H252V259H253ZM129 258H132V257L129 256ZM260 258H261V256H260ZM240 259H239V261H240ZM105 260H106L105 264H111L112 260H114V258L112 259L111 257H106ZM116 260H114V261H116ZM202 260H204V259H201V261ZM263 260L264 259L262 257V260H260L262 263L258 262L259 260H257L256 263L263 264L264 263ZM114 261H113L112 264H115ZM117 261H116V263H117ZM208 261H209V259H208ZM239 261L236 262V264H238V263L241 264L242 263L241 261L240 262ZM255 261H254V263H255ZM202 262L200 264H203ZM204 262H205V260H204ZM205 263H207V261ZM190 264H193V262L190 263Z\"/></svg>",
    "mask_w": 264,
    "mask_h": 264
},
{
    "label": "rangeland",
    "instance_id": "obj_2",
    "mask_svg": "<svg viewBox=\"0 0 264 264\" xmlns=\"http://www.w3.org/2000/svg\"><path fill=\"white\" fill-rule=\"evenodd\" d=\"M14 1V0H13ZM15 1H17V0H15ZM26 1V0H25ZM24 1V3H26ZM91 1L92 0H29V2L30 3H32V6H33V8L31 7V4L29 3V5H30V7H31V9L32 10H30L32 13V15L34 14L36 17H32V19H34L33 20V22H32V19H31V22H32V24L35 26V24H37V26L38 25H40V26H38V27H33L34 29L35 28H37L40 32L42 31V27H43V25H44V28H45V26H46V28L43 30L44 32L46 31L47 33H49V32H51V30H52V32H51V34L53 35V32L54 33H56V34H58V35H53V36H55V40L57 41L56 42V45H58L57 47H59V41H60V36H62L63 37V39H62V37H61V41L63 40L64 41V44L62 45V43H63V41H62V43H61V41H60V48H61V45H62V52L65 54L64 56H66V55H69V57H71V61L72 62H76V64H78V66L82 69V73H83V75L84 76H86L87 77V79L88 80H90V82H89V86H91V88H93L92 89V91L91 90H89L88 92H92V96H91V99H92V101L91 102H89V103H87V104H84L82 107H81V117H82V120H83V122H82V125H83V127H84V130L87 132V134L88 133H90L91 135H96V136H98V140L100 139H103L104 140V142H107L108 140V138L110 137H112L110 134H112V132L110 133L109 131L111 130V127H113L114 126V122H115V120H113V119H115V115H114V111H116L115 110V106H114V104L117 102V101H119L120 102V100L122 101V102H125L126 104L127 103H129L128 101H130L129 99H131L132 98V96L134 95H136L133 91V94H132V96H130L129 95V98H128V100H127V102L125 101L126 99H127V90H129V88L132 86V85H135L134 86V88L136 89V86H140V85H138L137 84V82L138 83H141V88L143 89V90H145L146 92H141L142 94L141 95H143V94H145V93H148L149 95H147V100H146V98L144 99V100H146V101H144V100H142L143 101V105H144V103L146 102V105L145 106H147V108H148V112L149 111H151V110H149V107H151L150 109H152L153 111L150 113L149 112V114H146V116H147V119H146V121H144V122H142V127H139V128H137L136 127V125L134 126V131H133V134L131 133V135H130V133L128 134V132H132V131H128V132H122V133H125L126 134V136L125 135H123L122 133V135H120L119 137H125V140H124V138L122 139V140H124V143L125 144H127V145H125V144H123L124 146H121L122 148V150L123 151H125L126 153H127V151H128V153L129 154H133V151H129V150H127L126 149V147L127 148H130V149H139V151H137V153H135L136 151L134 150V154H137L138 155V157H139V154L138 153H140L141 155H142V157H143V159H145V162H146V160H147V162H146V164L145 165H147L148 166V164L149 163H151L150 165H154L155 163V168H156V165L158 164V162H157V160L159 159V158H161L162 160H160L159 159V161H161L160 163L162 164H158L157 166H159V167H157L159 170H161L160 171V173L162 172V175L163 176H160L161 178L160 179H165L164 181H162V183H163V185H161V186H164V184H165V181H166V184L167 183H169V182H172V180H173V182L174 183H176L175 184V189L177 188L178 190H180V191H178L177 189V191L176 192H178V194H182L183 196H181V199H179V200H176L177 198H174L175 199V201L173 202V203H175L174 205L175 206H180V208H179V206H178V208H176V210H175V206L173 207L172 205H173V203H172V201H173V197H175V195H172V193H170V195L171 196H169L168 194H167V192L166 193H164L166 190H164V192L162 193V195L164 194L166 197H164V196H160L159 198H157V200L154 202V201H152V202H154V204H152V206H154V207H150V209L152 208V211L150 212L151 213V218H152V224H153V227H154V229H153V231L155 230V232L154 233H157L156 235H159V232H160V234H161V239L162 240H165V239H167L166 241H172V240H174L175 239V236H176V230H174V228H173V226L171 227V223H172V218H171V216L173 215V217L175 218L176 216H174V212H175V214H177L178 216L179 215H181L182 217H180V220L182 219V221H181V227H180V233L182 234V238L184 239V240H187L188 242H192L193 244L196 242H198L199 244H200V242L201 241H203L204 242V240H205V238H206V241L208 240V241H210V240H216L217 239V241H219V238H221V231H220V227L218 228L217 227V225L215 226L214 224L215 223H213L210 219H209V217L208 218H206V214H210V215H213L211 212L209 213V209H208V207L209 208H211V210H213V209H215V208H213L212 206H214V205H216V204H214L216 201H219V199H220V202H217V204H220L221 205V208H222V206H223V204L225 205V206H223V207H225V208H227V209H229L230 207H226L227 205L226 204H228V206L229 205H231V204H233L232 202H234V203H236L237 201H236V196H235V194L234 193H237V195H239L238 193V191H239V189H245V188H247V189H249V188H251V189H249V192H250V190H252L251 191V193H249V194H251L252 195V197H254L255 196V194L253 195V191H254V193H255V190H257V188L255 187L256 185L257 186H259V184H256V183H258V182H255V179H257L258 178V175L256 174L257 172H258V170H260L261 168H260V166L262 165V167L264 166V157H263V153L262 152H259V150L262 148L263 149V146H262V144L264 143V137H263V142H262V144L260 145H257V143H256V140L258 139V138H260V137H258L259 135H260V133H258V132H261V130H263L262 129V127L260 126H257L258 128L257 129H259V130H255L256 128L255 127H253V126H255V125H253V123L255 124L256 122H250L249 121V118L246 120V122H245V125H242L243 124V122H240L241 123V125H239L240 127V131H238V132H236V133H238V135H239V137L242 139L243 137H244V139L243 140H241L239 137H238V135H237V137L240 139V142L241 141H243V142H245V140H246V142H250V136H252V139H255V141H254V143H255V147H253V149L254 148H256V149H254V151H253V149L252 150H250V149H248L247 147V149L248 150H250L251 152H247V150L245 149V144L244 143H242L241 144V146H239V141L237 142L238 143V147L235 145V141L231 138V136H230V139L229 138H227V135L225 134V132L223 131V130H225V129H223V128H226V130H228L229 131V126L231 125H233L232 126V128H233V130H236V127H238V126H236V125H234V124H237V122L235 123L234 121V123H231L232 121L231 120H234L233 119V115H231V114H229V115H225L226 117H227V119L228 118H231L228 122L227 121H224L225 120V118L223 117V118H221L222 116L220 115V113H222V110L220 109V107H222V106H217V103H218V100H219V95H220V93H219V95H218V92H215V87L212 85V84H210V83H212L213 81H212V77H211V75H213L212 73H214V76H215V74L217 73V74H219V75H221V77L219 76V75H216V76H218V77H220L221 78V80H219L220 82L222 81L223 82V85H224V81H225V79L227 78V76H228V78H233L232 76H236L237 77V70L236 69H239V68H237V67H239V64H237L238 66L237 67H235V66H231L230 67V65H231V61H226V59L225 58H227L228 59V57L226 56H224L225 54H220L221 55V57H220V55H219V52L220 53H222L221 51H218L217 53H215L216 51H217V47H212V48H210L209 46H207L206 45V48H207V51H205V53H202V54H200L201 56H202V58H203V60H202V58H201V56L199 55V56H197V59L199 58V59H201V60H197V61H192V60H189V61H183V63H186V64H184L185 66L183 67V65L181 66L180 64L182 63V61L180 62V63H178V62H175V61H173L174 63H172V65H171V72L173 73V71H175L176 70V68H174L173 69V64L174 65H177V63H178V66L180 65V69L181 70H183L184 68L187 70L186 72H183L184 73V75L183 76H181V74H183V73H179L180 74V77L179 78H177V79H179V81L176 79V77H177V75H178V71H181L180 69L176 72H174L173 74H175V73H177V75H176V77H175V79L176 80H173L174 79V77L171 79L172 81H174V86H176V84H180L181 86H176V90H178V88H180L181 90H179L178 92H179V94L177 93L174 97L176 98V99H178L179 100V98H180V100L177 102L176 101V99H174V97L172 98L171 96H173L174 94H169L170 92H172L173 93V91L176 93L177 91H175L174 90V86H173V89L171 90V86H172V82H170L169 83V81H166V83H165V77H163V76H165L166 75V79H167V76L169 77V74L167 75V74H161L162 72L161 71H163L164 73H166V71H167V69H166V71H165V69L163 70V69H161L160 71H159V73L157 74V70L155 71L154 70V68H156V67H158V66H160V67H164L165 66V64L163 63L165 60L164 59H169V56H170V54L171 55H173L172 56V58H171V60H173V58H174V54L173 53H170L171 51L169 50V48L167 49L166 48V46H171L170 44H168L169 42H171V44H172V42H173V36H172V32L171 33H169V27L168 28H166V26H165V28L166 29H168L167 31H168V33L171 35V37H169V38H172L170 41L168 40L169 38H168V36H166V35H164V37H165V39H167L168 41H166V46L163 44H160L159 43V41L160 40H162L161 38L163 37V36H161V35H159L161 32H162V30L161 29H163L164 27L163 26H161V23H160V25H159V22L158 23H156L157 22V18L155 17L156 15L157 16H159L160 18L162 17V19H161V21L163 20V22H166V25H169L170 23L168 22V20H169V18L168 17H170L169 15L166 17V15L167 14H171V13H174V15L175 16H172L173 18H172V20L174 19V17H176V15H182V14H185V13H187V10H186V12H185V10L183 11V9L188 5H186V2L188 3L189 1L187 0H185V3H184V1L183 2H179L178 0H175V2H178V4L176 3L175 4V2L173 3V0H163V3H161V1H159V0H156L158 3L156 4V6H158L159 4V7H155L154 5H153V3H155V1L154 0H134L135 2H136V5H134V3L135 2H133V4L131 3L132 2V0H131V2H130V0H94L92 3H91ZM181 1V0H180ZM191 1V0H190ZM198 0H194V2L193 1H191L192 3H190L191 5H188V6H190V7H186V8H189L190 9V11L188 10V13L189 12H195L196 14H197V12H199L200 10H202V8L201 9H198L199 7H197V6H201V5H203V3H202V1L204 2V5H203V7H206L207 6V8H208V11H209V13H211V15H213V14H219V13H217V10H216V12H215V9H217V7L216 6H218V5H214V4H216V2H214V4H213V2H211V1H209L208 0V3H206L207 1H205V0H201V5L199 4L200 3V1H199V3L198 4H196V2H197ZM240 1H242L243 2V4H244V6H246V8H247V10H246V12L245 13H243L244 12V10H243V12L240 14V16L238 17H231V15H229V18L231 17L232 19H230L229 20V18H226V16H224L223 18H226L225 20L227 21V20H229L230 21V23L232 22L231 20H233V23H232V25L229 23V25H228V27H226V28H231L233 25H236L235 26V28L237 27V29H235V32L237 31V33L238 34H240V37H239V35L237 36L238 38H240V40L239 39H237V44L239 45L240 44V47L243 49V51H241L240 49V51H241V53L242 52H246L248 55H249V57L251 58L252 57V59L253 60H249L251 63H249V61H247V58L246 57H244L243 56V54L241 55V53L240 54H238V52H237V54L238 55H241L242 56V59L244 58H246L245 60H246V62L248 63V64H246L247 66L250 64V66H251V64H252V62L254 63V61L256 62V60L258 61V63L260 62V64L263 66L264 65V17L263 16H260V14L256 11L257 9H256V6L258 5L257 4V1L258 0H240ZM19 2H20V0H19ZM21 2H22V0H21ZM137 2L139 3V4H137ZM241 2V3H242ZM28 3V2H27ZM26 3V4H27ZM91 3V4H90ZM129 3V5L130 4H132V5H130V7L127 5ZM173 3V4H172ZM179 3L180 4H185V7L184 6H182V5H179ZM121 4V5H120ZM197 5L196 6V8L198 9V11H197V9L196 8H194V5ZM205 4H206V6H205ZM137 5H140L141 6V9H142V11L140 12L139 10H138V7H137V9H135L136 7L135 6H137ZM210 5V6H209ZM215 6V7H212V6ZM93 6V7H92ZM180 6H182V7H184L183 9H182V7H180ZM121 7V8H120ZM127 7L129 8L128 9V11H127ZM180 7V8H179ZM130 8H131V10H130ZM215 8V9H214ZM191 9H192V11H191ZM196 9V10H195ZM245 9V8H244ZM34 10H35V12H34ZM139 12H137V11ZM195 10V11H194ZM212 10H214L213 12H215V13H213L212 14ZM29 11V12H30ZM147 12V13H146ZM134 13V14H133ZM142 13H143V15H144V17H146V19L148 18H150L149 16H151V18H150V20H151V22H148V19H147V24L148 23H150V24H152V26H153V24L155 25V23H156V25L158 26H156L157 28H159V29H157V28H155L156 29V31L155 30H153V34H154V32H157L158 30H161V32H157L156 33V35H157V37L160 39H158V43H157V39L156 40H154V39H151L152 38V35L150 36V34L149 35H147V37L149 36V38H150V40H152V41H155L154 43H152L151 45H152V48H151V45H149L150 43L149 42H151V41H148V42H146V40H144L145 38H143L142 37V39H141V37L140 36H142L143 34H144V32L147 30V29H145L144 30V28L145 27H143L144 25L146 26V28L148 27L146 24H145V22H144V20H143V18H142V22H139V20L141 21V15H142ZM259 15H258V14ZM139 14H141V15H139ZM190 14V13H189ZM189 14H188V18L190 17L189 16ZM194 14V13H193ZM195 14V16L196 17H198V14L196 15ZM142 15V16H143ZM149 15V16H148ZM242 15V16H241ZM195 16H192L191 18L193 19V20H195ZM139 17H140V19H139ZM152 17H154L153 19H152ZM164 17V18H163ZM166 17V18H165ZM181 17V18H180ZM227 17H228V15H227ZM171 18V17H170ZM183 18V16H179V18L177 17V18H175V19H178L176 22H175V24L174 25H176L177 24V22H180V23H178V26H180L181 28L180 29H176V28H179L177 25L175 26V29L178 31V30H181V29H186V28H190V26H192L193 24H191L192 23V21H190V19H189V22H190V26L189 25H187L186 23L184 24L186 27H184L183 28V25L181 24L182 23V21H180V20H183L182 19ZM223 18H222V20H223ZM156 19V21H154ZM168 19V20H167ZM180 19V20H179ZM191 19V20H192ZM158 20H160V19H158ZM188 20V19H187ZM152 21H154L155 23H153ZM175 21V20H174ZM174 21H172V24H173V22ZM224 21V20H223ZM162 22V23H163ZM183 22H184V20H183ZM185 22H187V21H185ZM196 20H195V24H196ZM26 23V22H25ZM133 23V24H132ZM134 23H135V25H134ZM194 23V22H193ZM224 23V22H223ZM227 23V22H226ZM137 24V25H136ZM140 24H142V27H143V29H141V31L139 30L138 31V33L136 34L137 36H139V33L141 32V34H140V38L138 39V38H135V37H133V36H136V35H131L130 33V36H132L131 38H135V40L136 39H138V40H136L137 41V43H139L140 44V46L142 47L141 49H143V52H142V54H143V56L140 54V56H142L141 58H143L142 60H140V62L141 63H143L144 61V65L142 64V66L140 65V66H137V67H135L137 64H138V62L137 61H139V58H140V56H138L139 54H137V56L135 55V53L134 52H138L137 51V49L139 50L140 49V46H137V45H135V47L137 46V47H139V48H137L136 47V51H134L132 48H131V43L133 44V41L134 40H130V41H128L127 40V38H130L129 36H128V34H127V36H126V30L128 29V31L129 32H131V33H133L132 31H135V30H137L138 28H140ZM144 24V25H143ZM189 24V23H188ZM194 24V25H195ZM203 24H205V23H203L202 22V26H203ZM225 24V23H224ZM25 25V24H24ZM128 25H129V27L131 28V26L130 25H133V26H135V29L134 30H129V27H128ZM139 25V27L137 28L136 26H138ZM162 25H164V24H162ZM171 25V24H170ZM173 25V26H174ZM193 25V26H194ZM222 25V24H221ZM231 25V26H230ZM128 28H127V27ZM132 26V27H133ZM151 26V25H150ZM151 26V27H152ZM205 27H206V25H204ZM204 26H203V28H204ZM224 26V25H223ZM222 26V27H223ZM226 26V25H225ZM224 26V27H225ZM230 26V27H229ZM26 27V26H25ZM28 27V26H27ZM50 27V29H48ZM151 27L149 28V29H151ZM163 27V28H162ZM221 27V28H222ZM234 27V26H233ZM29 28V27H28ZM30 28H32V27H30ZM24 29V28H22V30L24 29V30H28L29 32L28 33H30V30H31V36H30V34H28L30 37H32V36H34V33H33V28L32 29ZM118 30H117V29ZM125 28H127L126 30H125ZM134 28V27H133ZM137 28V29H136ZM152 28H154V27H152ZM163 29V30H166V29ZM170 28H171V26H170ZM207 28V27H206ZM116 29V30H115ZM123 29H124V31H123ZM174 29V30H175ZM205 29V28H204ZM233 29V28H232ZM48 30H49V32H48ZM113 30V31H112ZM175 30V31H176ZM188 29H186V31H187ZM203 30V29H202ZM205 30H207V29H205ZM204 30V31H205ZM222 30L225 32L226 30H225V28L223 29L222 28ZM114 31H116L115 33H114ZM117 31H118V33H117ZM150 31L151 30H149V32L148 33H150ZM166 31V32H167ZM174 31V32H175ZM182 31V30H181ZM185 31V30H184ZM183 31V32H184ZM186 31H185V33H186ZM124 32V33H123ZM152 32V31H151ZM165 32V31H164ZM164 32H162L163 34H164ZM182 32V33H183ZM203 32V31H202ZM122 33V34H121ZM135 33H136V31H135ZM135 33H133V34H135ZM236 33V34H237ZM114 34H115V36H117V38H115V36H114ZM125 34V35H124ZM147 33H145L144 35H146ZM162 34V35H163ZM168 34V35H169ZM184 34V33H183ZM60 35V36H59ZM155 35V34H154ZM169 35V36H170ZM186 35H187V33H186ZM57 36H59V39H57ZM114 36V37H113ZM124 36H126V37H124ZM136 36V37H137ZM160 36H161V38H160ZM184 37H186L185 35H183ZM66 37V38H65ZM164 37H163V40H164ZM188 37V36H187ZM186 37V38H187ZM113 38L115 39V41H114V43L112 42L113 41ZM124 38H126V40L125 41H127V42H124V45H123V41H124ZM64 39H67L69 42H66ZM117 39V40H116ZM146 39H148V38H146ZM209 39V38H208ZM207 39V40H208ZM142 40H144L145 41V43H146V45H147V43H149L147 46L150 48V50H152V52L149 50V48L147 47V49L145 48L146 47V45H143L142 44ZM207 40H206V44H208L209 45V41L212 43L213 41H211V39H209L208 40V43H207ZM213 40V39H212ZM118 41V42H117ZM121 41V42H120ZM239 41H240V43H239ZM161 42V41H160ZM58 43V44H57ZM115 43H116V45H115ZM128 43V46L130 45V47H128L126 44ZM134 43L135 44H137L135 41H134ZM155 43H157V44H159V46L160 45H162V47H165L167 50H168V53H167V55L166 56H168V58L166 57V58H164L165 56H163L164 54V52H162V53H158V52H160V51H157V53L154 51L155 50V48H156V44ZM210 43V44H211ZM69 44H71L70 46H72V47H70L71 48V51H73L72 50V48L73 49H75L74 50V52H72V55H71V52H69L68 54H66L65 52H64V48H63V46L64 45H66V46H69ZM114 45V47H112V45ZM184 44V47H188L189 45H188V43H183ZM186 44V45H185ZM212 44H214V43H212ZM211 44V45H212ZM231 44V43H230ZM119 45V46H118ZM134 45V44H133ZM145 46L144 48H143V46ZM65 46V47H66ZM111 46V47H110ZM118 46V47H117ZM124 46H126L125 48H129V49H126V50H131V52L130 53H134V55H135V57H136V59L135 58H132V56H133V54H131L130 56H129V59H128V57H126L125 56V59L124 58H122L124 55L123 54H125V52H124V50H125V48H124ZM158 47V46H157ZM161 47V48H162ZM184 47H182L183 49H184ZM70 48H69V50H70ZM131 48V49H130ZM133 48H134V46H133ZM215 48H217V49H215ZM238 48H239V46H238ZM124 49V50H123ZM140 49V50H141ZM157 49V48H156ZM166 49H163V51L165 50V51H167ZM190 48L188 47V51H191V50H189ZM212 49H214V51H212V52H214V54L212 53V52H210ZM69 50H67V47L65 48V51H69ZM144 50H145V52H144ZM186 49H184V51H185ZM238 50V49H237ZM133 51V52H132ZM148 51V52H147ZM151 53H150V52ZM181 51H183V50H181ZM180 50H179V52H178V54H180V55H183V53H180L181 52ZM183 51V52H184ZM188 51H185V52H188ZM119 52V53H118ZM122 52H124L123 54H121ZM149 53L150 55L152 54L155 58H152L151 56V58L149 57V55L148 56H146V54L144 55V53ZM184 52V53H185ZM210 52V53H209ZM76 53V54H75ZM165 53V54H166ZM177 53V52H176ZM175 53V54H176ZM212 53V54H211ZM245 53V55H247ZM158 55V57L159 56H161L159 59H161V58H164L163 60V62L161 61V62H159L158 61V58H156L157 57V55ZM235 54V57L237 58V54L236 53H234ZM156 55V56H155ZM184 55H187L186 53L184 54ZM211 55V56H210ZM218 55V57H216V56ZM222 55L225 57H222ZM247 55V56H248ZM98 56H102V60H103V64L104 65H106L107 67H105L106 68V72L107 73H110V72H112V73H110V74H112L111 75V77L112 78H110V79H108V78H104L105 77V74L106 73H104L103 71V69L102 68H100V61H97V58H98ZM114 57L113 59H112V57ZM68 57V56H67ZM131 57V58H130ZM139 57V58H138ZM148 57V58H147ZM140 58V59H141ZM146 58V59H145ZM238 58H239V56H238ZM122 59H124L125 61L126 60H128L127 61V66H128V68L130 67H132V68H134V70H137L139 67H141L140 68V70H141V73H138L137 72V75L136 74H133V69L131 70L130 68L128 69V73L127 74H125L126 73V70L125 71H122L123 69H121L120 67L122 66L121 64H122V62L124 61V60H121ZM145 59V60H144ZM192 59H194V58H192ZM241 59V58H240ZM240 59H238L240 62V64L243 62V60H242V62H241V60ZM255 59V60H254ZM106 60V61H105ZM118 60H119V62H118ZM137 60V61H136ZM229 60V59H228ZM237 60V59H236ZM237 60V61H238ZM78 61H79V63H78ZM143 61V62H142ZM167 61H170V60H167ZM167 61H165V62H167ZM201 61H203L204 62V64L201 62ZM74 62V63H75ZM140 62H139V64H140ZM163 63V65H159V63ZM172 62V61H171ZM189 62V63H188ZM190 62H191V64H190ZM193 62H195V63H193ZM198 62H201V65L199 66V63ZM228 62H230V64H228ZM245 62V61H244ZM244 62H243V64H244ZM121 63V64H120ZM124 64H125V67H126V62H123ZM137 63V64H136ZM157 63H158V66H157ZM237 63V62H236ZM258 63H255V64H257V65H259ZM136 64V65H135ZM193 64H195V65H193ZM233 64V63H232ZM135 65V66H134ZM193 65V66H192ZM204 65V66H203ZM242 65V64H241ZM156 66V67H155ZM204 67L205 68V66L207 67L206 68V70H207V72H206V70L204 69V70H202L201 69V71H197V68L200 70V68L199 67ZM256 66V65H255ZM119 69H118V68ZM174 67H176V66H174ZM192 67V68H191ZM194 67V68H193ZM196 67V68H195ZM242 67H244V65H242ZM246 67V66H245ZM244 67V68H245ZM253 67H254V64H253ZM257 67H259V66H257ZM108 68L110 69V68H113V69H111V70H108ZM127 68V67H126ZM137 68V69H136ZM159 68V67H158ZM165 68V67H164ZM178 68V67H177ZM189 68V69H188ZM231 68H233V69H235L234 71H236L235 72V74H233L234 72H233V70L231 69ZM254 68H256V67H254ZM117 69V70H116ZM120 69H121V71H120ZM172 69H173V71H172ZM185 69L183 70V71H185ZM195 69V70H194ZM114 70V71H113ZM130 70L132 71V72H130ZM159 70V69H158ZM110 71V72H109ZM121 73H123V74H125V75H120V72ZM155 71V72H154ZM168 71H170V69H168ZM167 71V72H168ZM205 72V73H208L209 72V76L211 77V81L212 82H209V84H208V81H209V78H208V75H207V77H204V75L202 74V72ZM262 71H263V69H262ZM136 72V71H135ZM140 72V71H139ZM203 72V73H204ZM239 72V71H238ZM168 73H170V72H168ZM204 73V74H205ZM210 73H211V75H210ZM231 73H232V76H230L231 75ZM102 74H104V75H102ZM159 74H161L162 76H159ZM188 74V75H187ZM133 75H135V77L139 80H137V79H133ZM185 75H187L186 77H187V82L185 81V83H180L181 81H180V78L182 77H184ZM102 76V78H100ZM104 76V77H103ZM205 76H206V74H205ZM213 76V77H214ZM226 76V77H225ZM234 76V77H235ZM134 77V78H135ZM161 77H163V79L161 80ZM172 77V76H171ZM236 77H235V79H236ZM170 78V77H169ZM168 78V79H169ZM181 78V80H186V78L184 77V79H182ZM205 78H207L206 80H205ZM215 78V77H214ZM229 79V81L230 80H233V79ZM105 80V81H101V80ZM107 79V80H106ZM115 79V80H114ZM167 79V80H168ZM216 79V78H215ZM219 79V78H218ZM235 79L233 80V81H235ZM111 82H110V81ZM170 80V79H169ZM170 80V81H171ZM217 80V79H216ZM228 80V79H227ZM177 81V83H175ZM18 81H16V83H17ZM135 83V84H131V83ZM184 82V81H183ZM221 82V83H222ZM227 82V81H226ZM15 83V81L13 80H11V87L13 88H16V86L18 87V84L20 83H17L16 84ZM229 83V82H228ZM13 84H14V86H13ZM137 84V85H136ZM171 84V85H170ZM230 85H231V82L229 83ZM228 84V85H229ZM16 85V86H15ZM20 85V84H19ZM24 84L23 83H21V86H23ZM210 85V86H209ZM211 85H212V87L214 88V89H211ZM226 85V84H225ZM232 85H233V83H232ZM239 85V84H238ZM234 87H235V83H234V85H233ZM240 86V85H239ZM238 86V87H239ZM235 88V92L233 93L232 91H231V93H229L230 92V90H228L229 92L227 93V92H225L224 91V96H226V97H224L226 100H227V102H228V100L229 99H227L228 98V96H229V94H230V96L232 97V96H234V94L236 93V95L238 96H236V98H237V100L236 101H238V99L240 98V102L242 103L243 101H242V99L241 98H245L246 99V97H244L245 96V94H243V87H241L242 88V92H237L239 89H241V88ZM133 88V86H132V88H130V89H134ZM137 88H139V87H137ZM185 88H188V90L186 91V90H184ZM257 89V91H256V89ZM134 89V90H135ZM250 89H252V87L250 88ZM255 89V90H254ZM254 89H252V93L251 92H247L246 90V92L247 93H251L249 96H251V98L253 97L254 98V96L256 95V97L254 98V99H256L257 100V96H259V93H257L258 92V87H254ZM138 90V92H136V93H138V94H140V92L139 91H142L141 89L139 90V89H137ZM211 90L213 91L214 90V92H211ZM148 91V92H147ZM155 91V92H154ZM255 91V92H254ZM124 92H125V94H124ZM129 93H130V91H128ZM162 93V95L164 96V98H165V100L163 99L162 101H161V99L163 98L162 96V98L160 97V95L158 94V93ZM221 92V94H223V91H220ZM245 92V93H246ZM253 92H254V94H253ZM98 93V94H97ZM124 94V97H123V95H122V97H121V95H119V94ZM232 93H233V95H232ZM138 94H137V96H138ZM158 95L159 96V98H161V99H156L157 101H159L160 102V104L157 102V101H154V99H155V97L156 98H158V96H156V95ZM212 94H214L213 96H214V98H212L211 99V97H212ZM228 94V95H227ZM258 94V95H257ZM94 95H96V96H94ZM117 95H119V97H121L120 99H116L115 97H117ZM126 95V96H125ZM153 95V96H152ZM155 95V96H154ZM200 95V96H199ZM248 95V94H247ZM254 95V96H253ZM146 96V94L143 96V98ZM148 96H149V98H148ZM199 96V98L198 99H200V97L202 98V96H203V98L202 99H204V97L206 96V97H208V100L207 99H204V102H202V99H200L201 101H199L198 99H197V97ZM215 96H218V97H215ZM229 96V97H230ZM118 97V98H119ZM125 97H126V99H125ZM153 97H154V99H153ZM194 97L196 98V100L194 99ZM140 98H142V96H140ZM172 98V99H171ZM210 98V99H209ZM233 99H231V100H234V98L235 97H232ZM249 97H247V99H248ZM123 99H125L124 101H123ZM171 99V100H170ZM250 99V98H249ZM117 100V101H116ZM206 100V101H205ZM225 100V101H226ZM231 100H229V101H231ZM234 100V102H236ZM244 100V99H243ZM94 101V102H93ZM116 101V102H115ZM131 101H133L134 102V100L132 99ZM130 101V102H131ZM181 101H186V102H184V104L185 103H187V105H182V103L183 102H181ZM248 101V100H247ZM249 101H251V102H246V100H245V102H246V104L248 105L247 107H249L248 109H252L253 110V108L251 107V104L253 103L254 104V102H252L253 101V99H250ZM93 102V103H92ZM130 103V104H127L128 105V107L130 108V106L132 107V104H134V103ZM156 102V103H155ZM180 102H181V104H180ZM217 102V103H216ZM226 102V103H227ZM114 103V104H113ZM136 103V102H135ZM158 103V104H157ZM194 103V104H193ZM229 103V102H228ZM238 104H239V102H237ZM244 103V102H243ZM32 106H34L35 105V103L34 102H32V103H30ZM191 104H193V105H191ZM199 104V105H198ZM212 104H214L215 106H214V108L212 107L211 109L213 110L212 111V115L213 114H215V113H213L214 112V110H215V108L216 107H219V109L221 110H219L218 108H216V110L215 111H217L218 113L217 114H215V116L217 115V117H220L221 118V121L220 120H218V121H220V122H217V121H212V119H211V123L213 122V124L215 123V124H219V123H223L224 125H221V124H219L220 126H218L217 125V127H221V128H217V127H215V126H213L214 128H216V129H210V127L211 128H213L212 127V125L210 126L209 125V128H208V123L206 122V119H205V117H204V120H205V123H206V126H207V128H208V130H207V128H206V130H205V132H207V131H209V132H211L212 131V133L210 134L209 133V135H211L208 139H206L204 136V134H207V133H202L204 130L203 129H205L204 127H203V125H201V124H203V122L202 121H200V120H203V116L202 115H199L200 117H201V119L200 120H198V118H200V117H198L197 116V120H196V116H191V115H188L187 113H189L190 112V110L188 109V112L186 111L187 110V108L190 106V107H195L198 111H200L199 109H203L204 107H207V109L209 110L210 109V105H212ZM218 104H220V103H218ZM253 104H252V106H253ZM118 103H117V107H118ZM130 105V106H129ZM142 105V106H143ZM151 105V106H150ZM221 105V104H220ZM229 104H227V107H228V109H229V106H228ZM136 106V104H134V107ZM141 105H139L138 106V108H136L137 110H136V112H134V113H138L139 111L141 112V108H142V110L144 111V109H143V107H142ZM144 106V108H145V111H146V107ZM149 106V107H148ZM180 106H182V107H184V108H182L181 107V109L183 110H181L179 107ZM209 106V107H208ZM92 107H93V110H92ZM117 107H116V109H117ZM133 107V108H134ZM187 107V108H186ZM263 107V106H262ZM259 108V110H258V108H256V106H255V108H256V111L255 110H251L252 111V113L255 111V114L253 113H251V111H249L248 112V114H250L251 116L253 115H255L254 117V121H255V119L258 117L257 115H260V113L261 112H259L261 109L263 110V108ZM133 108H132V110H133ZM140 108V110L138 111V109ZM195 108H194V111H195ZM254 108V109H255ZM131 109V108H130ZM202 109H201V112H202ZM211 109L209 110V113H211L210 111H211ZM32 110V109H31ZM131 110V111H132ZM219 110V111H218ZM257 110H258V112H259V114L258 113H256L257 112ZM261 110V111H262ZM138 111V112H137ZM185 111V112H184ZM191 111H192V115H195L196 114V112H193V110H192V108H191ZM197 111V112H198ZM32 112L34 113V114H36V110L35 109H33L32 110ZM148 112H141V113H148ZM155 112V114H153ZM141 113H139V114H141ZM208 113V114H209ZM138 114V115H139ZM144 114H143V116H144ZM151 114V115H150ZM190 114H191V112H190ZM203 115H205L204 113H202ZM223 114V113H222ZM210 115V116H209ZM209 115H207V119H209V118H211V114H209ZM219 115V116H218ZM136 116H137V114H136ZM140 117H141V115H139ZM139 116H137V118L139 117ZM145 116V117H146ZM189 116H191L192 117V119H195V120H192V119H190V117ZM224 116V115H223ZM229 116H231V117H229ZM139 117V119L141 120V119H144V117L142 118H140ZM216 117V118H217ZM250 117V116H249ZM213 118H215L214 117V115H213ZM216 118H215V120H216ZM220 118H218V119H220ZM252 117H250V119H251ZM224 119V120H223ZM139 120V121H140ZM214 120V119H213ZM223 120V121H222ZM237 121H238V119H236ZM235 120V121H236ZM252 120V119H251ZM194 121L196 122V123H199V126H201V127H199L198 126V124L194 127V131H192L193 130V127H192V130H190L191 129V127H189L190 125L191 126H193V124L195 125V123H194ZM199 121V122H198ZM141 122V121H140ZM225 122L226 123H231V124H225ZM204 123V124H205ZM209 123H210V121H209ZM248 123V124H247ZM139 124V123H138ZM247 124V125H246ZM113 125V126H112ZM225 125L226 126H228V127H225ZM238 125V124H237ZM262 125V124H261ZM139 126H141V125H139ZM198 126V127H197ZM224 126V127H223ZM231 126H230V130L232 129L231 128ZM236 126V127H235ZM263 127H264V125H262ZM189 127V128H188ZM197 127V128H196ZM136 128V129H135ZM195 128H196V130H195ZM201 128V129H200ZM239 128H237L238 130H239ZM110 129V130H109ZM189 130V132L191 131V133L192 132H195V134L193 133V135L192 134H189L187 131ZM211 131H210V130ZM223 129V130H222ZM185 130H187V131H185ZM220 130V131H219ZM225 130V131H226ZM255 130V131H254ZM186 133H185V132ZM214 131H216L217 133H215ZM219 131V132H218ZM222 131V132H221ZM252 131H254V132H252ZM181 132V133H180ZM214 132V133H213ZM230 132V131H229ZM264 132V131H263ZM110 133V134H109ZM226 133L227 134H229L227 131H226ZM250 133H253L252 135H250ZM262 133V132H261ZM248 134V135H247ZM257 134H259L257 137H256V135ZM91 135H89V136H91ZM214 135V136H213ZM247 135V137H246V139H245V136ZM92 136V137H93ZM206 136H208V135H206ZM216 136H219V137H221V136H223V138L221 137V138H218V137H216ZM229 136V135H228ZM250 138H249V137ZM95 137V136H94ZM100 137V138H99ZM197 137V138H196ZM198 137H200V138H198ZM204 137V138H203ZM254 137V138H253ZM97 138V137H96ZM113 138H114V136H113ZM194 138H196V140L193 139ZM216 138H218L219 140H221V141H219L218 140V142H217V140H216ZM114 139H117V138H114ZM114 139H112L113 141H111V139H109L112 143L114 142ZM189 139H192L193 141L191 142V143H195L197 140H200L199 142H198V146H197V150L196 149H194L195 151L194 152H192L193 151V149H191L192 151H190V145H193V147L196 145V144H190L189 142L191 141V140H189ZM226 139H229V141L227 142V143H230L231 145H234V146H230V148L232 147V149H235V148H237V150H240V151H237L238 152V154H239V152H240V155H242V157H244V158H242V162L240 161L241 159L239 158V157H237V159H240V160H237V164H235L234 162H236V159L235 158H233L232 160L234 161V162H230L229 164H226V165H223V167H222V165L220 166V164H221V162H219L218 164L217 163H215V164H217V166L216 167H214V169H213V171L211 170V171H208V169L210 168V169H212L213 167L212 166H215L214 164H212V166H209V168L207 167V169L205 168L207 165H209V164H207V165H205V166H203L202 165V163L200 162V160H202V159H200V157H204L206 154L208 155L210 152H213L214 150H216V149H219L220 150V148L221 147H219V148H217V143L219 144L220 142L224 145V142H223V140H226ZM247 139H249V140H247ZM43 140L46 142V140H45V138H43ZM42 140V138H41V141H43ZM89 140H90V137H89ZM94 140H96L95 138H94ZM98 140L95 142V143H97L98 142ZM103 140H101V141H103ZM259 140V139H258ZM43 141V142H44ZM92 141V140H91ZM116 141H119V140H116ZM115 141V142H116ZM45 142L44 143H40V145L42 144V146H43V144L45 145ZM88 142H90V141H87V143ZM189 143V144H187V146L189 147V149L187 150V147H184V145L186 144V143ZM196 142V143H197ZM245 142V143H246ZM47 143V142H46ZM90 143H92V142H90ZM90 143H88L90 146H92ZM93 143H94V141H93ZM92 143V144H93ZM94 143V144H95ZM119 143H121V140L119 141ZM122 143H123V141H122ZM121 143V144H122ZM220 143V144H221ZM87 144V145H88ZM93 144V145H94ZM115 144V143H114ZM143 144V145H142ZM219 144V145H220ZM40 145H38L39 147H41ZM140 145L144 148V149H146V151H142V150H144V149H142L141 147H140ZM216 145V146H215ZM256 145H257V147H256ZM264 145V144H263ZM176 146H183L184 148H186V150H187V152L188 153H186V154H184L185 152L184 151H182V150H184L183 149V147H182V149H180L181 151H179V148L177 149L176 148ZM186 146V145H185ZM206 146H208V147H206ZM236 146V147H235ZM246 146H248V145H246ZM262 146V147H261ZM44 147V148H43ZM42 147V149H44V150H42L43 152H41V151H39V152H41L42 153V155H41V157H42V159H41V163H43V167H45V171L44 172H46V176L47 177H44V178H46V180L44 181V182H46V183H48V186H45L44 187V189H46V191L43 189V191H45L44 192V194L42 193V195H39L38 197H40V199H38L37 198V196H31V195H33V193L32 194H30V193H28L27 194V196L25 195L24 196V198H23V200H21L23 203H24V205L26 206L25 207V209L27 208V210H25L24 211V209H22L21 210V212L19 211V212H16L20 217H22V215L23 214H27V216H26V218H28L27 220H28V222H29V224H31V226L32 227H35L36 229H38V227L39 228H41V229H44V228H48L47 230L50 232V233H52L53 235H52V239H54V238H56V232L58 231V230H60L61 231V235H62V239H64L65 240V243L67 244V246H69L70 245V247L72 246V247H74L73 245L75 244L77 247L79 246H81L80 245V242L81 243H83V242H85V241H89V245H88V247L89 248H92V249H94V250H92L93 251V254L94 255H96L95 257H93V258H91V262L89 263V264H105L106 263V257H111L112 259L114 258V260H116L117 261V263H116V261H114V260H112V263H113V261L115 262V264H119V262H124V258L126 257V258H128V260L127 261H129L130 259L131 260H133V259H135V258H137L136 256H135V253H136V255L138 254V252L139 251H137L139 248H138V246H139V244H138V242H136V240H137V238H136V240H135V235L133 236V234L128 230V227H126V223H125V221H124V219L123 220H121L120 218H121V216H120V218H119V216L115 213V214H113L112 212H110V210H113L112 208L111 209H109V206H106V205H108V203L106 202V205L104 204V200H103V202L101 201L102 199L101 198H99V199H101V200H98V194H97V196L95 195V193H94V191H96L97 189H96V185L97 186H99L98 185V183L97 182H95L90 176H88V178L90 177V180L88 179L87 181L88 182H85L84 183V181H83V179H81L82 180V182H83V185H82V183H81V180H79L78 182H76V183H74L73 181H72V178L67 174V172L66 171H64V168L60 165V164H62V163H60V161L58 160V158L56 157L57 155H54L55 153L53 152V151H50L51 149H52V147L51 146H49L48 145V143H47V145H46V149H45V146H43ZM49 147V148H48ZM50 147H51V149H50ZM196 147V146H195ZM206 147V148H205ZM209 147H216L214 150H212V148H209ZM261 147V148H260ZM176 148V149H175ZM204 150V151H202V149ZM205 148V149H204ZM257 148L259 149L258 151H257ZM49 149V150H48ZM120 149V150H121ZM125 149V150H124ZM201 149V150H200ZM206 149H211L210 150V152L208 151H205ZM231 149V150H232ZM261 149V150H262ZM46 150V151H45ZM53 150V149H52ZM185 150V151H186ZM199 150H200V152H199ZM218 150V151H219ZM260 150V151H261ZM175 151L177 152H181L180 154L181 155H179V153H178V157H180V156H182V152H184L183 154L185 155V156H187V154H189V153H192V154H190L189 155V157H185L184 155L182 156L184 159H182V157H180V158H176V156H177V154L175 153ZM199 152V154L197 153V152ZM202 151V152H201ZM232 151H234V150H232ZM236 151V150H235ZM46 152V153H45ZM51 152V153H50ZM122 152V151H121ZM40 153V154H41ZM54 153V154H53ZM124 153V152H123ZM173 153H175V155L176 156H173V157H175V158H173V157H171V154H173ZM201 153H202V156H201ZM204 153H206L205 155H204ZM216 153H218V152H213V156L214 157H216L215 155H216ZM260 153H262V154H260ZM196 154H198V155H196ZM211 154V153H210ZM209 154V155H210ZM140 155V156H141ZM174 155V154H173ZM204 155V156H203ZM206 155V156H207ZM208 155V156H209ZM190 156H193L194 158H196V161H197V163H196V161L193 159V157L191 158ZM138 157L136 156L135 157V161H134V166H135V168H136V166H137V168L139 167L138 166V163L136 162L137 160L138 161H143L142 160V157H140L139 159H138ZM157 159V160H155V158ZM210 158H212V155H210L209 156ZM213 157V158H214ZM241 157V156H240ZM136 158H137V160H136ZM169 158H172L173 160L174 159H177L176 161H175V163L173 164V162H172V159H169ZM199 158V162L201 163L200 165L201 166H199V163H198V159ZM205 158V157H204ZM203 158V159H204ZM206 158H208V157H206ZM205 158V159H206ZM216 158H218V156L216 157ZM216 158H214L215 160H217V161H215L214 159V161L215 162H218V159H216ZM47 161H46V160ZM141 159V160H140ZM171 160V161H169V160ZM187 159H189V161L187 160ZM204 159V160H205ZM248 160V162H247V160ZM203 160V161H204ZM207 160H209V159H206V161ZM245 160V161H244ZM249 160H250V162H249ZM44 161V162H43ZM59 161V162H58ZM150 161V162H149ZM186 161V162H185ZM255 161V163L256 162H259V165H260V163H262L260 166L259 165H252L251 166V163L252 164H254L253 162ZM46 162V163H45ZM191 162V163H190ZM193 162V163H192ZM209 161H207V163H208ZM245 162H247V163H250V166H248L249 164H247V163H245ZM44 163H45V165H44ZM60 163V164H59ZM135 163H137L136 165H135ZM140 163H142V162H140ZM139 163V164H140ZM186 163H190V167H195L194 166V164H198L197 165V167L196 168H194V170L196 171V170H198V167H199V169H200V167H201V169L200 170H203V168H202V166L204 167V171H206L205 173L207 174V172H209V174L210 175H208V177L206 176V174L205 175H203L204 173V171H202V174L200 175V173H198L199 172V170L198 171H196L197 173H198V177L197 176H195V175H197V173H195L194 172V170H192L191 168V171L189 170V168L187 169L185 166H187V164ZM224 162H222V164H223ZM228 163V162H227ZM243 163H245V165L243 164ZM143 165H144V161H143V163H142ZM203 164H205V163H203ZM230 164H234V165H236V166H232L234 169H232L231 170V166H228V165H230ZM247 164V165H246ZM257 164V163H256ZM16 165V164H15ZM18 165V164H17ZM142 165V167L144 168V166ZM242 165H244V166H242ZM173 166V167H172ZM175 166V167H174ZM188 166V167H189ZM225 166L227 167H231V168H229L230 169V171H228L226 168H225ZM248 166V167H247ZM259 166V167H258ZM15 167V166H14ZM17 168H18V170L16 169V168H14V169H16L17 171H15L16 173L20 170L19 169V166H16ZM20 167H22L21 165H20ZM60 167H62L63 168V170H61L62 168H60ZM123 167V166H122ZM142 167H139V168H142ZM184 167H185V169H184ZM220 169V170H218V168ZM248 168L247 169V171H246V173H245V169H243V168ZM256 167H258V168H260V169H258V168H256ZM47 168V169H46ZM138 168V169H139ZM154 168V169H155ZM175 168H176V170L178 169V172L175 170ZM147 169V168H146ZM170 169H174L175 170V172H177V174L176 173H174L173 174V172H174V170L173 171H171ZM184 169V170H183ZM187 169V170H186ZM209 169V170H210ZM216 169H217V172H216ZM258 169V170H257ZM263 169V168H262ZM123 170V171H122ZM139 170H142V169H139ZM148 170V169H147ZM145 171V169H144V175H142V176H146V172H147V175L148 174H151V169L149 170V172L148 171ZM256 170H257V172H256ZM186 171H189V172H187L186 173ZM14 172V173H15ZM120 172H125V168H120L119 170H118V172H117V175H118V180H119V184L121 183V181H120V178L122 177L123 178V175H122V173H120ZM142 172V171H141ZM191 172H193V174H194V176L198 179H200L201 177H202V175H203V177L206 179V180H202L203 179V177L200 179V181L202 180L203 182L204 181H206L207 182V180L209 181L208 183H209V185L206 183V185L208 186V187H205L204 186V183L201 185L200 183L201 182H199L197 179V181L195 180V177L194 178H191V177H193V175H191ZM201 172V171H200ZM216 172V174H214V173ZM1 173V172H0ZM5 173L6 172H3V173H1L0 174V203L1 204H7V206L8 207H19V204H18V201H19V199H17L16 197H18L16 194H18V192H19V190H22L21 189V186L23 187L24 185H25V182L24 183H21L22 181H24V179H25V177H24V179H23V177L20 175V173H21V171H20V173H19V177H18V179L19 178H21V180L22 181H20V179L18 180V179H14V178H16L14 175L16 174H14L13 173V170L10 172H7V173H10L11 174V177H10V174L9 175H5ZM23 173V174H22ZM21 174L24 176L25 174H24V172H22ZM49 175H48V174ZM119 173V174H118ZM152 173H153V170H152ZM183 173H186V177L187 178H189V176H190V180H192L193 181V183H191V181H189V184L191 183L192 185L191 186H185V187H187V188H185L183 185L186 183L185 182V180H184V182H182V181H179V180H181V179H183V178H181L180 179V177H184V176H182L183 175ZM14 174V175H13ZM182 174V175H181ZM244 174H248V175H246V177L244 176ZM17 175V174H16ZM173 175H176V176H173ZM188 175V176H187ZM200 175V176H199ZM215 175H217V177L215 176ZM257 176V178H256V176ZM14 176V177H13ZM149 177L150 176H154V175H148ZM148 176H146V177H148ZM247 176H248V178L250 179V181H252L251 182V184L250 185H247V183L249 184V179L247 178ZM48 177H50V178H48ZM164 177V178H163ZM174 177V178H173ZM214 177H216V178H214ZM246 179H245V178ZM47 178H48V180H47ZM186 178V179H187ZM221 178V179H220ZM244 178V180L246 181L245 182V186L246 187H244V185H243V183H244V180H242ZM255 178V179H254ZM92 179V180H91ZM179 179V180H178ZM222 179H224V180H222ZM247 179H248V182H247ZM253 179V180H252ZM29 180H31V179H29ZM33 180V179H32ZM122 180V179H121ZM175 180V181H174ZM178 180V182H176ZM188 180V179H187ZM90 181H92V182H90ZM94 181V182H93ZM218 181H223V182H221L222 184H224V181L226 182V184L225 185H227L228 183L232 186H234L235 187V189L233 190V193H232V195L230 194L231 193V190H229L228 188H226L227 186H225L224 188H226V190H224V192L226 191V193H224L223 192V190H222V188H223V186L221 185V183H219ZM259 181V180H258ZM260 181H263V179L262 180H260ZM240 182H243V183H240ZM255 182V183H254ZM96 183V184H95ZM252 183H253V185L255 184V186L253 187V189H252ZM263 184H264V182H262ZM22 184H24V185H22ZM159 184H161V182L159 183ZM171 183H169L168 185H170ZM188 184V185H189ZM211 184V185H210ZM228 184V187L229 188H231L232 189V187L230 186ZM237 184L239 185V184H242L243 185V187H241V186H238V187H236L237 186ZM263 184H261L260 183V188H262L263 187ZM83 187H82V186ZM167 185V186H168ZM187 185V184H186ZM80 186H81V188L82 189H80ZM159 186V185H158ZM157 186V187H158ZM160 186V187H161ZM177 186V187H176ZM183 186V187H182ZM203 186L206 188V190H207V188H208V191H205V188L203 189ZM210 186V187H209ZM248 186H249V188H248ZM165 187V186H164ZM169 187V186H168ZM222 187V188H221ZM241 187V188H240ZM24 188H25V186H24ZM96 190H95V189ZM98 188V190H99V187H97ZM161 188H163V187H161ZM170 188V187H169ZM223 188V189H224ZM238 189V191L237 192H234L235 190H237ZM256 188V189H255ZM26 189V188H25ZM94 189V190H93ZM164 189V188H163ZM166 189H168L167 187H166ZM203 189V190H202ZM211 189V190H210ZM255 189V190H254ZM97 190V191H98ZM199 190H200V192H199ZM209 190H210V192H211V196H217L216 197V200H214L213 201V199H215V197L213 196V198L212 197H210V198H212V201L214 202L213 204L214 205H212V203H207V200L208 201H210V202H212L211 201V199L207 196V197H204V195L206 196V195H209L210 196V192H209ZM206 192V193H209V194H206V193H204V192ZM228 191H229V193H228ZM21 192V191H20ZM19 192V193H20ZM192 192H193V194H192ZM195 192V193H194ZM196 192H199L198 194L196 193ZM223 192V193H222ZM264 192V191H263ZM97 193V192H96ZM202 193V194H201ZM204 194V195H203ZM213 194V195H212ZM227 194V195H226ZM233 194H234V196H233ZM14 195H16L15 197H14ZM30 195V199H29V196ZM203 195V196H202ZM231 195V197H229V196ZM41 196H42V198H41ZM264 196V195H263ZM171 197V198H170ZM206 200V202H205V200L203 201L202 199L203 198ZM219 197V198H218ZM235 199H233V198ZM255 197H257V196H255ZM16 198V199H15ZM19 198V197H18ZM27 198V199H26ZM182 198H183V200H185V202L183 201H181L182 203H184V204H182L181 202L180 203H177V201H180V200H182ZM193 199V200H201L203 203L202 204H204L205 205V203L206 204H210L208 207L205 205L204 207H206V209H208V213H206L204 210H206V209H204L203 211H200V209L199 208H204V207H202L203 205H201V202H200V204H199V202H195L194 201V203H193V201L192 200H190V199ZM207 198V199H206ZM217 198H218V200H217ZM258 198V197H257ZM256 198V199H257ZM231 199V200H230ZM234 201H233V200ZM239 199V197L237 196V200ZM254 199V198H253ZM39 200V201H38ZM153 200V199H152ZM259 200V199H258ZM257 200V201H258ZM101 201V202H100ZM190 201H192V202H190V204H189V202ZM229 201L231 202V203H229ZM236 201V202H235ZM255 201V200H254ZM257 201H255V206L254 207H256V205H258L259 204V201H258V203H257ZM192 203V204H191ZM197 204L198 205V207H195V206H193V204ZM226 203V204H225ZM18 204V205H17ZM195 204V205H196ZM253 204H254V202H253ZM196 205V206H197ZM219 206V205H218ZM259 206V205H258ZM260 206H261V203H260ZM10 207V208H11ZM107 207V208H106ZM216 208H217V206H215ZM213 208V209H212ZM175 211H174V210ZM178 209V210H177ZM199 209V210H198ZM218 209V208H217ZM216 209V211H218ZM23 211V212H22ZM114 211V210H113ZM200 212L202 213V215L200 214ZM181 213V214H180ZM205 214V215H204ZM118 217H117V216ZM204 215V216H203ZM202 216H203V218H202ZM205 217V218H204ZM171 218V219H170ZM176 218H178V217H176ZM175 218V219H176ZM204 219V220H203ZM208 219L210 220V221H208ZM251 219H253L252 217L250 218V222H251ZM125 224H124V223ZM240 224H242L241 226H243V222H240L239 223V225ZM150 227H152L151 225H149ZM240 226V227H241ZM262 226V227H261ZM261 226H259L260 228L259 229H257V226H255V229H253V230H251L253 233V235H257V234H259V235H257V239L256 238H254V242H252L253 240V238H251V234H249L251 231H250V229H249V231L246 229V231H245V234H244V236H245V238H244V236H242V238H244V240H248L247 242L246 241H243V239L242 238H240V240H242V243H241V241L237 244L238 246L239 245H241L240 247H241V250L240 249H236L237 248V246H236V248H235V245L233 246V247H231L232 249H233V251L236 249L237 250V252L236 251H234L233 252V255L234 254H236L237 253V255L239 256H233L232 254H229L228 255V253L227 254H225V255H227L228 257H231L232 258V256H233V261H231V259L230 258H228L227 256V258L225 257H223L224 256V253H222L221 255H220V252H218L217 250V254H218V256H219V258L217 257V258H214V254H213V251H212V253H210L209 251H208V253H206V255L204 254V256L202 255V257L200 256V259H199V262H198V264H200L202 261V263L203 264H236V262H238L239 261V259L241 258L240 256L241 255H239V253H240V251H243V250H247L246 252H247V254L251 251L252 253L254 252V257L253 256H251L250 258L252 259V257H253V259L251 260L250 258H249V254L247 255L248 257L247 258H245L244 260H243V258L245 257H243L242 259H240V261L242 262L241 264H259V263H256L257 262V260H259L258 262H261L260 260H262V257H263V259H264V251H262L263 249H264V224L263 225H261ZM77 227H80V229L79 228H77ZM150 227H148L150 230H151V228ZM152 227V228H153ZM69 228H77V229H79V230H81V232H83L84 231V234L82 235V236H78L79 234L81 235V232L79 233V234H75L74 233V231L72 230L71 232L69 231L68 232V229ZM82 228V229H81ZM244 229V228H243ZM75 230V229H74ZM152 231V232H153ZM254 231H259L258 233H255ZM153 233V234H154ZM181 234L179 235V236H181ZM66 235V236H65ZM155 235V234H154ZM243 235V234H242ZM250 236V237H248V236ZM163 236H165V237H163ZM85 239H83V238ZM222 237H226V236H224V235H222ZM163 238H165V239H163ZM174 238V239H173ZM229 238V237H228ZM251 238V239H250ZM76 239V240H75ZM78 239V240H77ZM82 239H83V242H82ZM168 239H170V240H168ZM67 240H68V242H67ZM183 240V241H184ZM252 240V241H251ZM222 241L223 242H225L226 241V244H227V241H228V244H229V239H227V238H225V239H223L222 238ZM75 242V243H74ZM137 244H135V243ZM187 242V243H188ZM214 242V241H213ZM244 242H246L245 244H243ZM73 243V244H72ZM192 243H191V245H192ZM196 244V246L198 245L199 246V244ZM202 243V242H201ZM148 245H150L149 243H147ZM230 244H231V246H232V242L230 241ZM230 244H229V246H230ZM136 245V246H135ZM187 245H190V244H187ZM243 245H244V248L242 249V247H243ZM245 245H246V247H245ZM152 246V245H151ZM151 246H149V247H151ZM192 246H194V245H192ZM263 247V248H259V247ZM137 248V249H136ZM154 248V247H153ZM152 247H151V249H153ZM239 248V247H238ZM246 248H248V249H246ZM258 248H259V251L260 252H262V254L260 255L261 256V258H260V256L259 255H257V256H259V258L257 259V256H256V254L258 253L259 254V252H257L258 251ZM257 251H256V250ZM244 251V252H245ZM214 252H215V250H214ZM236 252V253H235ZM239 252V253H238ZM245 252V253H246ZM210 253V254H209ZM215 253V254H216ZM251 253V254H252ZM131 254V255H130ZM134 254V255H133ZM208 254L210 255V256H212L211 254H213V256L210 258V256L208 257ZM217 254H216V256H217ZM243 254V253H242ZM139 255V254H138ZM83 256H85V255H80V257L82 258ZM128 256V257H127ZM129 256H131L132 258H129ZM135 256V257H134ZM206 256V258H208L209 259V261H208V259H205L204 257ZM98 257V258H97ZM134 257V258H133ZM239 259H238V258ZM126 258H125V260H126ZM189 258H194L193 256H189L188 257V259H186V261H189V263H186V264H190V263H192L193 262V264H194V262H196L197 263V259H193L191 262H190V260H189ZM237 258V259H236ZM201 259H204L205 260V262L207 261V263H205L204 262V260H202L201 261ZM237 261H236V260ZM184 260H185V258H184ZM184 260H182L183 261V263L185 264V261ZM251 260V261H250ZM256 260V261H255ZM239 261V262H240ZM254 261H255V263H254ZM263 262H264V260H263ZM111 263V264H112ZM182 263V264H183ZM195 263V264H196ZM262 263V262H261ZM239 264V263H238ZM264 264V263H263Z\"/></svg>",
    "mask_w": 264,
    "mask_h": 264
}]
</instances>
